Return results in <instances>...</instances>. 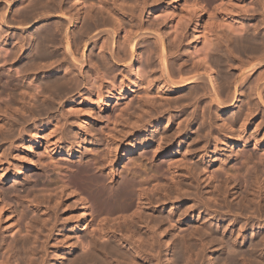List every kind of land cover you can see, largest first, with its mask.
<instances>
[{"label":"bare ground","instance_id":"6f19581e","mask_svg":"<svg viewBox=\"0 0 264 264\" xmlns=\"http://www.w3.org/2000/svg\"><path fill=\"white\" fill-rule=\"evenodd\" d=\"M30 1H32V2H30ZM27 0V2L29 3V4H27V2H26V0H0V25L1 26H3V27H5L6 28V30L9 28V24H11L10 23V21H12L11 20V18L13 17V16H15V14L12 16V14L10 15L9 14V11H10V9H11V7L15 4V3H17V2H20V4L21 5H25V4H27V6H25V8H23V9H21L20 11H18V13H17V15H16V17H18L17 19L18 20H16V23H17V21H18V25H19V27H21L20 25H24V24H29L30 23V19L32 20L33 19V21L35 20V21H48L49 19H51V18H54V19H57V22L59 23V24H57V25H55L56 26V28L54 29V28H51L52 26H50L51 24L49 23V24H47V22L46 23H43L42 22V26L44 25V24H46L44 27H42L41 29H40V27H39V30H38V34H37V37L35 38V41H33L34 39L32 38H30V39H28L29 41H27L28 42V48H32V49H34L35 50V52H34V54L33 53H31V55L29 54L28 56H27V54H26V56L25 55H23L24 56V58L22 59V62H23V66H22V68H21V66L20 65H18L17 67H20L21 68V70H23V73L24 74H27L28 75V73L30 72L29 70L31 69L32 71H33V73H34V71L36 70L37 71V73L38 74H40V75H42V77H44V78H48L47 80H46V83H44V85L45 86H43V88H44V90L43 91H46V94H45V92L43 93V94H45L46 96L48 95L47 93H49V94H52V95H54L55 97H64V96H67V95H69V94H73L74 92H77V93H79V92H81V90H84L86 93H88L89 94V97H88V100H89V103H88V106H87V108H86V111H87V113L86 114H88L87 116H88V119L87 120H90L92 123H94V122H96L97 123V130H98V133L102 136V138H104V140H106V142H107V144H108V146H109V148H110V146H111V149H109L108 151H103L100 147H97V146H91V149L89 150L90 151V153L92 154L91 156H86L84 159L82 158L80 161L79 160H77L78 162H69L66 158H64V157H61L60 155H57L56 153H54V154H52V153H48L47 152V150H45V152L43 153V154H41L45 159H47V161H46V163H47V165L49 166V167H51V169L52 170H50V171H53V173H54V178H55V181L59 184V188H61V191L64 193V192H68L69 193V195L70 196H73V197H75V199L77 198V200H79V202L81 203V205L84 207V209H85V212H84V216H86V215H88V218H89V230H90V232L91 233H93L94 234V232L97 230L98 232V234H99V236H98V238H102L101 240L103 241H101L100 239H99V241H101V243H100V246H99V244H97V242H98V240L94 237V235L93 234H91L90 232H87L88 234L90 233L91 235H93V237L92 238H95L96 240H97V242H95V239H92V241L94 242V243H92L93 245H91V244H89V245H91V246H89V249H90V247H92L93 246V248L91 249L92 251L91 252H89V253H87L86 255L84 254V255H75L74 256V258H71V260H69V262H66V264H98L99 263V260H100V257L102 258L103 257V259L102 260H104L105 258H104V256H106V255H108L109 253H110V251H111V253H112V255H113V253H116L115 255H119V253L117 252L121 247H122V245H124V247L125 246H131L132 247V249L134 248V244H133V241H135V238H129V236L128 235H126V236H123V237H121V245H119L118 243H117V245L118 246H116V244L114 245L111 241H110V239L111 238H114L115 237V233L116 232H119V233H122L123 231H124V229L126 230L125 232H126V234H132V236L134 235V230L135 229H137V227L134 229V228H132V226L133 225H135L136 226V224L139 222V223H142L143 222V219L145 218V217H147V215H145V217L143 216V214L142 213H140L141 211L140 210H142V212L146 209L145 207H147L148 209H153L152 208V204L154 205V201H156L159 197H158V195L157 194H159L158 192H157V190L158 189H160L159 187H161V186H159L160 185V183L158 182H156L155 183V179L154 178H152L151 177V173L149 174V175H147L148 177H151L153 180L152 181H149V179H148V177L146 178V179H143V177H142V175H141V177H142V179H141V177L140 176H138L135 172H126V169L128 168V167H133V166H135V164L137 163V161H135L136 163H133L134 162V160H133V162H128V163H126L125 164V166H123V168L121 169V170H119V171H117L116 173H111L110 171L109 172H106L105 171V169H104V167H105V164L103 163V162H100V161H102L104 158L106 159V160H109L111 163L112 162H115L116 161V159H118L117 158V155H116V152H117V150H118V146L120 145V143L122 142V140L127 136V135H129L130 133H129V130H131V131H133L134 129H136V130H138V128L140 129V128H142L143 127V125H141V122H144V121H141L142 119V117L145 115V113H147L148 111V109H150L151 107H155L157 104H156V100L157 101H159L158 103H160V104H158V106H156L155 108H156V110H155V112H158L159 110V108H157V107H161L162 106V104L164 103V102H168L167 104H169V102H173V101H170V100H172L171 99V96L173 95V96H175L174 98H173V100H174V102L173 103H175L174 105H175V107L174 108H176V107H178L179 109L181 108V106L184 108V110L185 109H187L188 108V110H190L189 108H191L192 106H193V104H199V102H201V104H203L202 103V101L205 103L203 106H206V109H207V116H209V117H206V120L205 121H208V120H210V119H208L207 120V118H211V116H212V112H213V107H216L217 109H219L220 110V112H221V114H225V115H227V114H230L231 112L230 111H235L234 112V114H232V119L230 118V119H227V121H228V123H230L231 125H233L234 124V122L235 121H241V124H240V122L239 123H237V125L238 126H236V129H237V127H240L239 128V130H240V132L239 133H244L248 128H251V126L253 127V126H255V127H253V129H254V131H258V130H260V129H262V128H264V113H260L259 111V107H261V109H264V33L263 34H260V33H258V31H256V28L255 27H253L252 25H250V27H249V29H245L247 26H246V24H244L245 26H243V25H241L239 22V26H241V27H235V23L233 24L232 23V20H231V23L229 22V19H224L223 20V22L225 21V23L222 25V23H218L217 24V27L218 28H220V27H223L224 25V27H225V29L224 30H226V31H229V33H228V36H227V33L225 34V31L224 32H221L222 33V35L224 34V36L226 37L227 36V39H228V41H227V43H228V46L226 45L227 43L226 42H222V41H220V39H219V41L220 42H222L223 44H225L224 45V48H223V45H222V43H220L221 45V47L223 48V49H225V51H226V53H224L223 51H219V53H218V51H216V49L214 50L213 49V47H214V44H212V42L213 43H215L216 42V40H212V39H214V38H210L211 36H209V34H215V33H209V34H207V36H208V39H210V40H212V42L210 41V40H207V36L205 37V35H204V33H205V31H208V32H210L211 31V29L210 30H207L208 28H210L209 26H208V28L207 29H205V30H203V28H202V30H200L198 33V40L201 42L202 41V44H200V46L199 47H197L196 46V48H195V52H193V53H196L197 51H198V49L199 48H201V45L203 46V48H201L202 49V51H201V49H199V51L197 52L198 54H197V58L195 57L194 58V56H192V54H190L189 52L187 53V54H184L183 55V59H180L179 61H177L178 63V65H176V60H175V58L174 57H177L178 56V54H176L177 56H175V55H168V48H170L171 47V49H170V51H169V53L172 51L173 52V48L174 47H177V48H179L180 47V45L182 44V42H183V38H184V36L181 38L179 35H181L182 34V32H184L183 34H185V31L186 30H188L189 29V27H190V22H191V12H195V13H197V16H199V17H202L203 15L205 16H207L208 17V15L209 16H211V17H213L214 15H213V13H211V12H216V13H218V10L217 9H215V8H219V6H220V4H221V2H222V0H207V1H205V2H203V1H199L200 3H196L195 1H198V0H183V2L184 3H188L189 4V6H190V8H189V10L188 11H186V13H185V15H182L183 13H180V17L182 18L181 20H179L180 19V17H179V21L180 22H178L176 25H175V29H173L172 28V26H171V28H169L167 31H163L162 29L164 28V26H165V24H166V17H168V19L169 18H171V19H174V17H176V9H174V8H172V9H170L169 11L168 10H165V9H163V11L165 10L166 12H167V14L165 13V14H163V15H165L164 16V18H162L161 16V12H163V11H161V9H162V6H160V4H159V1H161V0H133V3L132 4H128V3H126V1L127 0H97L95 3L97 4H87L88 2H90L91 0H68V2H72V4L71 3H69L70 5H67V7H62L61 5H59V3H61L62 2V0H45V1H49L51 4H52V6L54 7V10H51V9H53L52 7H51V5H49L50 6V8L51 9H49V8H47L46 6L48 5L47 3H45V4H42V2H45V1H43V0ZM94 1V0H93ZM92 1V2H93ZM230 1V0H229ZM261 1V0H260ZM25 2V3H24ZM132 1L130 0V3H131ZM259 1H257V3H258ZM154 4V6L153 7H151V6H149V4ZM227 3L228 4H230V2H228V1H226V3L224 4V5H226L227 6ZM260 3H262V2H259V4ZM62 4V3H61ZM258 4V6H260ZM20 5V7H23V6H21ZM44 6V8L46 7V9L47 10H45L44 8V10L43 11H41V12H39V13H37V11H36V9L39 7V6H41V7H43ZM58 5V6H57ZM223 5V4H222ZM221 5V6H222ZM223 5V6H224ZM235 3L232 5L233 6V8H235ZM238 6H239V4H237ZM262 5V4H261ZM264 5V4H263ZM15 6V5H14ZM48 6V7H49ZM217 6V7H216ZM220 6V8H221V10H223V11H226L227 9H228V7H227V9L226 8H224V7H221ZM230 6V5H229ZM238 6H236V7H238ZM27 7H29V8H27ZM27 8V9H26ZM40 8V7H39ZM213 8H214V10H217V11H214L213 10ZM223 8V9H222ZM239 8H240V10H241V8H243L242 6H239ZM239 8H238V10H239ZM260 8V7H259ZM263 8V7H262ZM41 9V8H40ZM211 9H212V11H211ZM226 9V10H225ZM229 9H231V6H230V8ZM236 9V8H235ZM234 9V10H235ZM253 9H255V8H253ZM264 9V8H263ZM38 11H39V9H37ZM42 10V9H41ZM51 10V11H50ZM220 10V11H221ZM239 10V11H240ZM243 10V9H242ZM241 10V11H242ZM256 10V9H255ZM259 10H261V8L259 9ZM52 11H53V13H52ZM72 11H74V13H72ZM161 11V12H160ZM180 11H181V9H180ZM222 11V12H223ZM228 11V10H227ZM230 11L231 10H229V12L228 13H230ZM232 11H233V9H232ZM231 11V12H232ZM238 11V12H239ZM240 11V13H242V14H244L245 15V12H244V10H243V12H241ZM246 11V10H245ZM257 11V10H256ZM237 12V11H236ZM247 12V11H246ZM252 12V11H251ZM254 12V11H253ZM259 12V11H258ZM257 12V13H258ZM225 13V12H224ZM223 13V14H224ZM240 13H238L239 15H240ZM255 13V12H254ZM256 13V14H257ZM261 13H264V10H263V12H261ZM208 14V15H207ZM231 14H234V15H236L237 16V14H235V12H232ZM241 14V15H242ZM247 14V13H246ZM249 14H251V13H249ZM225 15H227V13L225 14ZM229 15V14H228ZM227 15V16H228ZM244 15H242V16H244ZM12 16V17H11ZM178 16V15H177ZM182 16H184V17H182ZM264 16V15H263ZM11 17V18H10ZM199 17H198V19H199ZM215 17V16H214ZM233 17H235V16H233ZM238 17V16H237ZM240 17V16H239ZM251 17V16H250ZM210 18V17H209ZM223 18V17H222ZM229 18H230V16H229ZM241 18H244V17H241ZM246 18V17H245ZM247 18H248V16H247ZM14 19H16V18H14ZM163 19V20H162ZM210 19H213V18H210ZM264 19V17H262V20ZM161 20V21H160ZM202 20V19H201ZM243 20V19H242ZM64 21H65V23H64ZM222 21V20H221ZM234 21V20H233ZM235 21H236V19H235ZM238 21H240V20H238ZM15 22V21H14ZM54 23H55V21H53ZM56 22V23H57ZM170 22H171V20H170ZM201 22V21H200ZM219 22V21H218ZM261 22V21H260ZM263 22H264V20H263ZM262 22V23H263ZM33 23H36V22H33ZM169 23V22H168ZM216 23V22H215ZM237 23V22H236ZM17 24H15L16 25V27H17ZM201 23H199V28H200V25ZM219 24H220V27H219ZM12 25V24H11ZM15 25H13V26H15ZM263 25V24H262ZM261 25V27H263ZM35 26V25H34ZM73 26H75V27H77L78 28V31H77V34H76V36L75 37H70V32H69V28L70 27H73ZM236 26H238L237 24H236ZM245 27V28H243V27ZM249 26V25H248ZM253 28H252V27ZM28 27V26H27ZM74 27V30L76 29ZM13 28V27H12ZM15 28V27H14ZM18 28V27H17ZM23 28V27H22ZM21 28V29H22ZM197 28H198V26H197ZM216 28V27H215ZM248 28V27H247ZM250 28H252L251 29V31L252 32H250ZM10 29V28H9ZM213 29V28H212ZM220 29H222V28H220ZM3 30V29H2ZM1 30V31H2ZM23 30H25V29H23ZM4 31V30H3ZM204 31V32H203ZM213 31V30H212ZM211 31V32H212ZM216 31V29L213 31V32H215ZM221 31V30H220ZM9 32V31H8ZM124 32V35L122 36V33ZM187 32V31H186ZM202 32H203V34H202ZM207 32V33H208ZM217 32V31H216ZM3 33V32H2ZM174 33V36L172 37V34ZM179 33H181V34H179ZM220 33V32H219ZM0 34H1V32H0ZM179 34V35H178ZM196 34V33H195ZM229 34H232L231 36H229ZM5 35V34H4ZM3 35V36H4ZM33 35V34H32ZM197 35V34H196ZM196 35H195V37H196ZM216 35H220V34H216ZM216 35H213V37L215 36V39H216ZM31 37V35H28L27 37ZM59 36V37H58ZM71 36H73V34H71ZM186 36V35H185ZM9 37H11V36H9ZM96 37V38H95ZM179 37L181 38V39H179ZM221 37V36H220ZM223 37V36H222ZM24 38V37H23ZM26 38V37H25ZM24 38V39H25ZM93 38H95L94 40H93ZM178 38V39H177ZM217 38H219V36L217 37ZM0 39H1V36H0ZM11 40H12V37L10 38ZM183 39V40H182ZM9 39H6V42L8 41ZM14 40V39H13ZM21 40V39H20ZM19 40V41H20ZM27 40V39H26ZM93 40V41H92ZM197 39H196V41H198ZM4 41V40H3ZM17 41V40H16ZM15 41V42H16ZM24 41V40H23ZM223 41H224V38H223ZM14 42V41H13ZM14 42V43H15ZM2 43V42H1ZM10 43V42H9ZM16 43H19L18 41L16 42ZM22 43V40H21V42L19 43V44H21ZM199 43V42H198ZM91 44H93V48H92V52H91V54H89L90 56H89V59H87V60H89V65H88V61L86 60V51H88V48L90 47V45ZM216 45L215 46H219L217 43H215ZM10 45H13L12 44V42H11V44ZM23 45L25 46V45H27V44H24L23 43ZM14 47H18L17 46V44H14L13 45ZM13 47V48H14ZM22 47V46H21ZM21 47H18V48H15V49H18V53H19V51L22 49ZM27 47V46H26ZM57 47H63L61 50H63L62 51V53H61V56H62V59H61V61L62 62H64V63H67L68 65H67V67H66V69H65V71H63V73H64V75L62 76V73L60 72V71H54V70H52V64H48V62H49V60L50 59H52L55 55H56V53H55V49L57 48ZM226 47V48H225ZM1 48H3L2 47V45H1ZM6 48V47H5ZM4 48V49H5ZM262 48V49H261ZM4 49H0V51H2V50H4ZM7 49V48H6ZM5 49V50H6ZM8 49H11L12 50V47L11 48H9L8 47ZM7 49V50H8ZM219 49V48H218ZM4 50V54H6L7 53V51H5ZM11 50H8L9 52H8V54L9 55H7V56H3V54H2V56H3V58H1L0 57V61H1V59L2 60H9V63H12L13 61H15V60H17V59H19L17 56H18V53H17V50L15 51L14 49V51H12L11 52ZM174 50L176 51V50H178V49H175L174 48ZM93 51H96V53H93ZM189 51V50H188ZM263 53H262V52ZM6 52V53H5ZM15 52L17 53V54H15ZM58 52V51H57ZM60 52V51H59ZM58 52V53H59ZM80 52V53H79ZM180 52V51H179ZM178 52V53H179ZM187 52V51H186ZM223 52V53H222ZM28 53V52H27ZM79 53V54H78ZM25 54V53H24ZM173 54V53H172ZM183 54V53H182ZM234 54L236 55V56H238L239 58H240V60H239V58H238V61H236V62H238V65L237 66H235L234 64V61H233V66L235 67H233V66H231L230 65V63H229V61H228V57L230 56V57H232V58H236V56H234ZM17 55V56H16ZM20 55V54H19ZM79 55V56H78ZM241 55H243V56H245L246 58H247V61H246V59H244V61H241ZM21 56V55H20ZM234 56V57H233ZM5 57H7L6 59H5ZM179 58V57H178ZM232 58H229V59H232ZM236 58V59H237ZM177 59V58H176ZM194 59H196V60H194ZM254 59V62L252 61ZM12 62H11V61ZM205 60H207L206 62H205ZM233 60V59H232ZM249 60V61H248ZM251 60V61H250ZM19 61V60H18ZM59 61V60H58ZM190 63H189V62ZM6 62H8V61H6ZM16 62V61H15ZM20 62V61H19ZM53 62V61H52ZM248 62H251L252 64H249ZM2 63H3V61H2ZM4 63H5V61H4ZM50 63V62H49ZM247 63V64H246ZM1 64V63H0ZM7 64V63H6ZM6 64H4V65H6ZM21 64V63H20ZM56 64V63H55ZM232 64V63H231ZM1 65H3V64H1ZM10 65V64H9ZM17 65V64H16ZM66 65V64H65ZM136 65L138 66V68H136ZM176 65V66H175ZM7 66V65H6ZM13 66V65H12ZM58 66V65H57ZM64 66V65H63ZM89 66H90V68H92V71H93V73H94V75H93V77H92V75H91V73H92V71L90 72V71H87V68H89ZM212 66L213 67H217V70H218V72H217V75H218V73H219V75H218V77H217V79H214V75H213V73H214V71L212 70ZM4 67V66H3ZM32 67H34V70L32 69ZM62 67V66H61ZM232 67V68H231ZM1 68V67H0ZM58 68V67H57ZM76 69V68H78V70H79V73L77 74V76H76V78H74V77H72V74H73V71H72V69ZM201 68L203 69V70H201ZM61 69V68H60ZM2 70V69H1ZM0 70V73L1 72H3V71H1ZM20 69L18 68V72H16V73H19L20 71H19ZM35 71V72H36ZM76 71V70H75ZM71 72H72V74H71ZM77 72V71H76ZM21 73H22V71H21ZM21 73H20V75H21ZM22 73V74H23ZM75 73V72H74ZM10 74V73H9ZM9 74H8V76H9ZM36 74V73H35ZM76 74V73H75ZM74 74V75H75ZM1 75H2V73H1ZM4 75H6L5 73H4ZM18 75V74H17ZM17 75H16V77H17ZM18 76V77H22L23 78V76ZM29 75H31V72H30V74ZM7 76V75H6ZM5 76V77H6ZM11 76V75H10ZM14 76V75H13ZM12 76V77H13ZM2 77V76H1ZM12 77H7L6 79H5V81L4 80H1L0 82H6V83H9V82H7L6 80H11V78ZM20 79L19 78V80H23V79ZM30 78V77H29ZM31 78H32V75H31ZM14 79V78H13ZM8 80V81H9ZM17 80V79H16ZM29 80L30 79H28V82H29ZM11 81H13V80H11ZM10 81V82H11ZM18 81V80H17ZM25 81V80H24ZM14 82L15 81H13V84H14ZM44 82V81H43ZM20 82H18V84H19ZM82 84L81 86H79V84ZM28 83L26 82H24V84H23V86L25 85L27 88H28V86L29 85H27ZM12 85V84H11ZM15 85H16V82H15ZM20 86H22V84H19ZM18 85V86H19ZM2 86V85H1ZM14 86V85H13ZM18 86H16L17 88L16 89H18ZM219 86V87H218ZM229 86H232L233 87V92L232 93H229L228 92V89H229ZM245 86H249V87H247V89H246V87ZM30 87H32V86H30ZM30 87H29V90H30ZM22 88H24L25 89V87H22ZM22 88H20V89H22ZM238 88H241V95L245 98V97H247L248 98V101H247V110H246V112L244 111V110H239V106L237 105V102H238V93L240 92H238ZM245 88V89H244ZM232 89V88H231ZM27 90V89H26ZM28 90V91H29ZM230 90V89H229ZM18 91V90H17ZM22 91H24V90H22ZM21 91V92H22ZM26 92V91H25ZM25 92H24V94H25ZM31 92V91H30ZM154 94H153V93ZM238 92V93H237ZM39 93V92H38ZM41 93V92H40ZM206 93L208 94V95H206ZM13 94V93H12ZM21 94V93H20ZM22 94H23V92H22ZM23 94V95H24ZM36 95H37V93H35ZM231 94V95H230ZM14 95V94H13ZM23 95H20V96H23ZM25 95H27V93L25 94ZM38 95H41V94H38ZM14 97V96H13ZM28 97H29V95H28ZM32 98L34 97V93L32 94V96H31ZM30 97V98H31ZM54 97V98H55ZM133 97H136L137 98V100L139 101V103L141 104V108L139 109V108H137V109H139L137 112H138V115H140V117H137V112H136V109L134 108V107H131V106H135L134 104H132L131 105V100H129L128 98H133ZM221 97H223V98H221ZM242 97V98H243ZM45 99L44 100H41V102L42 101H45V100H48L46 97H44ZM68 98V97H67ZM79 98H81V96L79 97ZM252 98V100L254 99V101L253 102H255L253 105H251L252 104V102H251V104H250V99ZM27 99H29V98H27ZM35 99V98H34ZM42 99V98H41ZM14 100V99H13ZM18 100H20V101H18L17 103V105H19V102H20V105H21V103L23 102V100H24V97H23V99H21V98H19ZM22 100V101H21ZM50 100H51V98H50ZM50 100H48V103L50 102ZM207 101V104H206V101ZM32 101V100H31ZM30 101V102H31ZM37 101V100H36ZM35 101V102H36ZM53 101V100H52ZM137 101V102H138ZM244 101V100H243ZM243 101H241V103L243 102ZM24 102H25V100H24ZM23 102V103H24ZM38 102H39V99H38ZM38 102H37V104H38ZM47 102V101H46ZM46 102L45 103H43V105L44 104H46ZM57 102V101H56ZM83 102H84V100H83ZM82 102V103H83ZM163 102V103H162ZM11 103V102H10ZM47 103V104H48ZM102 103H104V104H102ZM14 104V103H13ZM29 104V103H28ZM34 103H32V105H33ZM46 104V105H47ZM49 104H52V103H49ZM171 105H172V103H170ZM30 105V104H29ZM31 105V106H32ZM42 104H40L39 106H41ZM164 105V104H163ZM171 105H169L170 107H171ZM177 105V106H176ZM9 106V107H8ZM34 106H35V104H34ZM52 106V105H51ZM203 106H201L202 107V110H203ZM246 106H245V108H246ZM3 107H5L6 108V106H3ZM2 107V108H3ZM7 107L9 108H7L8 110H10L11 111V109H10V107H11V104H9L8 103V105H7ZM24 107V106H23ZM22 107V108H23ZM37 107V106H36ZM42 107V110H43V108H44V106H41ZM40 107V108H41ZM46 107V106H45ZM53 107V106H52ZM95 107H97V108H99V109H101L102 111H104V116L103 117H97V118H94V115H95V113H94V109H95ZM133 109H135V111H133L134 112V114L133 113H131V112H129L130 111V109L131 108ZM138 107V106H137ZM163 107V106H162ZM166 107V106H165ZM167 107H168V105H167ZM168 107L169 109H173V107ZM1 108V109H2ZM12 108L13 109H15V108H17L16 106H15V108L12 106ZM193 108V107H192ZM192 108H191V111H192ZM13 109H12V111H13ZM24 110H22V112L24 111L25 112V108H23ZM34 108H33V106H32V110H33ZM46 109V108H45ZM44 109V110H45ZM133 109V110H134ZM144 109V110H143ZM160 109H162V108H160ZM168 109V110H169ZM196 109H197V107H196ZM205 109V108H204ZM205 109V110H206ZM21 110V109H20ZM35 110V109H34ZM34 110H33V114H35L34 113ZM37 110V109H36ZM39 110V109H38ZM38 110L37 111H35V112H38ZM49 110H52V108L50 109V107H49ZM153 110V109H152ZM154 110H153V112H154ZM158 110V111H157ZM199 110V109H198ZM198 110H197V113H198ZM201 110V109H200ZM2 111V110H1ZM0 111V112H1ZM3 111H4V109H3ZM2 111V112H3ZM15 111V110H14ZM17 111H19V110H17ZM31 111V110H30ZM41 111V110H40ZM39 111V112H40ZM46 111H48V110H46ZM79 111V110H78ZM164 111V110H163ZM166 111V110H165ZM164 111V112H165ZM173 111H174V109H173ZM176 111H177V109H176ZM180 111V110H179ZM1 112V113H2ZM5 112V111H4ZM3 112V113H4ZM21 112V111H20ZM21 112V113H22ZM43 112V111H42ZM49 112V111H48ZM48 112H46V113H48ZM129 112V113H128ZM136 112V113H135ZM149 112H150V110H149ZM148 112V113H149ZM152 112V111H151ZM150 112V113H151ZM155 112H154V116L156 115H159L160 116V114H155ZM169 112V111H168ZM170 112H171V110H170ZM181 112H182V109H181ZM187 111H185V113H186ZM195 112V109L192 111V114ZM218 112V111H217ZM230 112V113H229ZM236 112H238L237 114H236ZM242 112H244V113H242ZM262 112H264V111H262ZM15 113H16V111H15ZM31 113H32V111H31ZM80 113H81V110H80ZM140 113V114H139ZM143 113H144V115H143ZM159 113H161L162 114V112H159ZM166 113V112H165ZM182 113H184V112H182ZM196 113V112H195ZM194 113V114H195ZM196 113V114H197ZM203 113H205V111L203 110ZM259 113L261 114V116L263 115V117H262V119H261V121H259L258 120V117H260L259 116ZM6 114V113H5ZM12 114V113H11ZM17 115H18V113H16ZM45 114V113H44ZM69 113H67V115H68ZM71 114V113H70ZM69 114V115H70ZM141 114H142V117H141ZM181 114V113H180ZM187 115L186 116H188V115H190L189 113H186ZM215 114V113H214ZM8 115V114H7ZM39 115H41V114H39ZM65 115V114H64ZM131 115H134V116H136L137 118H135L136 120L134 121V119L132 118V120L134 121V124L133 123H130V121H132V120H130L129 121V119L132 117ZM147 116H148V114H146ZM163 115V114H162ZM161 115V116H162ZM205 115V116H206ZM9 116V115H8ZM20 116V117H19ZM18 117L19 118H21L22 116L21 115H19ZM126 116V118H127V116H128V119H125L124 117ZM179 116V115H178ZM183 116V115H182ZM181 116V117H182ZM195 116H197V115H195ZM194 116V117H195ZM215 116V115H214ZM220 116V115H219ZM5 117V116H4ZM3 117V118H4ZM11 117V116H10ZM13 117H15V116H13ZM62 117V116H61ZM64 117V116H63ZM67 116H65V118H66ZM77 117V116H76ZM184 117H185V115H184ZM217 117V116H216ZM6 118V117H5ZM155 118H157V117H155ZM163 118V117H162ZM176 118H178V117H176ZM191 118V117H190ZM205 118V117H204ZM227 118V117H226ZM229 118V117H228ZM2 119V118H1ZM7 119H8V117H7ZM7 119H5L4 121L5 122H7L8 120ZM23 119V118H22ZM22 119H20V120H22ZM139 119V121H140V125H138V123H136V122H139V121H137ZM141 119V120H140ZM145 119V118H144ZM148 119H150V118H148ZM170 119V118H169ZM181 119H183V121L182 120H180V121H177L176 119V124H174V125H176V131L175 132H171V128H168V129H165L164 131H163V134L164 135H160L159 133H161L160 131H162V128H161V130L160 131H158L159 133V135L161 136V137H164V140L166 139V138H169L170 140H171V136L172 135H175V137L176 136H178V135H180V136H184V137H187L186 138V140L185 141H182V144H183V146L186 144H188V147L185 145V147H187V151L185 150L184 152H186V154L190 157V158H192V157H194V155H195V151H200V147L199 146H201V145H197L196 146V143H195V140H197L196 138H194L195 137V135L193 136V135H191V136H189L188 134H187V132H189V130H188V125L186 124V122L189 120V117H188V120H186V117L185 118H181ZM186 121H185V120ZM192 119V118H191ZM190 119V120H191ZM196 119H198V118H196ZM195 119V120H196ZM213 119H214V117H213ZM212 119V120H213ZM7 120V121H6ZM65 120H67V119H64V122H65ZM78 120V119H77ZM87 120H85V121H83V123H82V125L80 126V127H83V125L85 126V125H87L88 123V121ZM155 120H157V119H155ZM189 120V121H190ZM201 121L200 122H198L199 120H197V124H199L200 123V125H201V122H202V118L200 119ZM224 120L226 121V119H224L223 118V121L222 122H220L219 124L220 125H225L226 123L224 122ZM229 120L231 121V122H229ZM233 120V121H232ZM23 121V120H22ZM132 121V122H133ZM149 122H150V120H148ZM173 121V120H172ZM193 121V120H192ZM191 121V122H192ZM221 121V120H220ZM257 121H259V122H257ZM2 122V121H1ZM0 122V123H1ZM9 122V124L11 123L10 121H8ZM146 122V121H145ZM163 122V121H162ZM179 122V123H178ZM190 122V123H191ZM193 122H195V121H193ZM209 122V121H208ZM207 122V123H208ZM213 122V121H212ZM211 122V123H212ZM3 123V122H2ZM129 123H130V125H129ZM151 123V122H150ZM173 123V122H172ZM171 123V124H172ZM175 123V122H174ZM214 123H216L217 125H218V122H214ZM225 123V124H224ZM227 123V124H228ZM4 124V123H3ZM189 124V123H188ZM209 124H210V122L208 123V125L207 126H209ZM239 124H240V126H239ZM2 125V124H1ZM0 125V126H1ZM8 125V124H7ZM145 125V124H144ZM147 125V124H146ZM150 125V124H149ZM164 125H165V123H164ZM170 125V124H169ZM190 125V124H189ZM196 125V124H195ZM5 126V125H4ZM3 126V127H4ZM140 126V127H139ZM153 126H154V124H153ZM160 126V125H159ZM226 126H228V125H225V127ZM230 126V125H229ZM2 127V126H1ZM8 127H9V125H8ZM119 127V129L120 130H118L117 128ZM156 127V126H155ZM219 127V126H218ZM225 127H222V128H225ZM234 127V126H233ZM7 128V127H6ZM144 128V127H143ZM199 128V127H198ZM203 128V127H202ZM216 128V127H215ZM221 128V127H220ZM229 129H230V127H228ZM4 129H5V127H4ZM145 129V128H144ZM154 129V128H153ZM190 129V128H189ZM199 129H201V127L199 128ZM209 127H208V134L210 135L211 133L209 132ZM213 129V128H212ZM211 129V130H212ZM225 129H227V128H225ZM224 129V130H225ZM232 129V128H231ZM231 129H230V131H231ZM235 129V128H234ZM234 129H232V130H234ZM2 130H3V128H2ZM1 130V131H2ZM92 130V128L91 127H87V128H85V131L86 132H88V131H91ZM118 130V131H117ZM222 130L223 132H230L228 129L227 130ZM264 130V129H263ZM140 131V130H139ZM156 131V130H155ZM198 131V130H197ZM204 131H206V129L204 130ZM213 131V130H212ZM219 131V130H218ZM221 131V130H220ZM219 131V134L220 133H222V132H220ZM251 131H252V129H251ZM53 132V131H52ZM143 132V131H142ZM154 132V131H153ZM192 132V131H191ZM232 132H234V131H232ZM236 132V131H235ZM248 132V131H247ZM255 132V133H256ZM50 133H51V131H50ZM194 133V132H193ZM200 133V132H199ZM237 133H238V131H237ZM54 134L55 133H53V134H51V135H53L54 136ZM132 134V133H131ZM158 134H156V132H154L153 134H152V136L151 137H149V138H147L146 139V146L148 147V150L147 151H145V154L143 155L144 156V158H145V160L147 161H150L151 163H153V168H152V170H151V168L149 169L151 172L152 171H154V172H152V174L154 173V175H155V173H156V175L157 176H160L161 178H164V177H167L168 178V180L169 181H171V182H174V181H172V180H174L175 178H179L180 179V177L182 176V177H185L188 173H192L190 170H194V168H191V166H190V168L189 167H183L184 165L186 166V163H188L187 162V160L186 159H188V157L186 158V154L185 155H182V160L184 159V161H186V162H184V164L183 163H181V165H182V168L184 169V170H188V169H190V170H188L189 172H187V174L186 175H181V174H185V172H183V173H180V175H176V173H174L173 172V170L176 168V170H177V167L176 166H180V165H176L177 163H179L180 164V162H182V160L180 159V156H178V155H173L172 156V158L170 159L169 157V159H160V160H158V156H159V154L162 152V151H165L166 153H164V155H163V157H165V156H167L168 154H172V150L174 149H172V147L170 146V145H168V143H167V140L166 141H161V143L158 141L159 139H161L160 138V136L158 135ZM195 134V133H194ZM202 134H203V132H202ZM214 134V133H213ZM224 134H226V133H224ZM241 134V135H242ZM258 134V133H257ZM261 136H262V138H263V135L262 134H264V132L262 131V134L261 133H259ZM45 135V134H44ZM43 135V136H44ZM46 135H48V134H46ZM45 135V136H46ZM56 135V134H55ZM88 135V134H87ZM156 135H158L156 138H158V142L160 143H158V142H156V139H155V142H153L154 140H153V138L156 136ZM171 135V136H170ZM197 135V134H196ZM208 135V136H209ZM212 135V134H211ZM215 135V134H214ZM213 135V136H214ZM218 135V134H217ZM236 135V134H235ZM256 135V134H255ZM200 136H202V135H200ZM222 136V135H221ZM220 136V137H221ZM225 136V135H224ZM227 136V135H226ZM225 136V137H226ZM237 137L238 136H240V135H236ZM245 136V135H244ZM253 136H254V133H253ZM48 137H51L50 135L48 136ZM48 137L46 136V138L48 139ZM173 137V136H172ZM197 138H198V140H199V137L198 136H196ZM210 137H212V136H210ZM215 138H217L216 136H214ZM246 137V136H245ZM252 137V135H250L249 136V138H251ZM37 138H41V137H39V135H37ZM133 138V137H132ZM215 138H212L211 140H210V142L212 141V140H214ZM219 138V137H218ZM217 138V139H218ZM233 138V133H229L228 134V136H227V138H226V140H231ZM173 139V138H172ZM223 139V138H222ZM240 139V138H239ZM242 139V138H241ZM244 140V143H242V146L241 147H243V149H239V151H238V147L236 148L237 149V151L235 152V153H233L234 154V157H232L231 159H228L227 161L229 162V165H228V167H227V169L228 170H231L230 172H232L233 174H234V171H236V173H237V171H238V173L240 172L239 170H240V168L243 166V168L244 167H247V163L246 162H248L247 160H250V158H251V156H253V160H252V162L254 161V159H255V156H254V154L255 155H257L256 157L257 158H259V161L260 160H262L261 158H263V160L262 161H264V157H263V155H264V150L263 149H261L260 148V146L258 147V144H257V139H256V137L254 138H251V139H248V136H247V138H243ZM256 139V140H255ZM260 139H261V137H260ZM55 140H56V138H55ZM55 140L53 141V142H55ZM181 140H183V139H180V141ZM198 140L196 141V142H198ZM216 140V139H215ZM259 140V139H258ZM37 141V140H36ZM58 141V140H57ZM222 141V140H221ZM233 142H234V144H239L240 142H239V140L238 139H234V140H232ZM241 141V140H240ZM29 142V141H28ZM59 142V141H58ZM171 142V141H170ZM204 142V141H203ZM259 142V141H258ZM30 143V142H29ZM52 143V142H51ZM144 143V142H143ZM155 143H158V144H156V146H155ZM218 144V142L216 141V142H214L213 144ZM222 144H223V142H221ZM231 143V142H230ZM264 143V142H263ZM37 143L36 142H32V145H36ZM107 144H106V146H107ZM206 144H207V142H206ZM220 144V143H219ZM221 144V145H222ZM225 144V143H224ZM262 144V143H261ZM53 145V144H52ZM90 145V144H89ZM178 145V144H177ZM227 145V144H226ZM54 146V145H53ZM196 146V147H195ZM208 146V145H207ZM215 146V145H214ZM264 146V145H263ZM56 147V146H55ZM60 147V146H59ZM205 147V146H204ZM203 147V145H202V147L201 148H203L204 150H205V148ZM26 148V147H25ZM90 148V147H89ZM108 148V147H107ZM106 148V149H107ZM120 148V147H119ZM195 148H196V150H195ZM197 148H198V150H197ZM207 148V147H206ZM50 149H51V147H50ZM177 149V148H176ZM202 149V150H203ZM215 149V148H214ZM25 150H29L28 148L27 149H25ZM183 150V149H182ZM211 150V149H210ZM48 151H49V149H48ZM53 151V150H52ZM70 151V150H69ZM209 151V150H208ZM49 152H51V151H49ZM68 152V151H67ZM171 152V153H170ZM42 153V152H41ZM59 153V152H58ZM144 153V152H143ZM178 153H180V152H178ZM4 154V153H3ZM7 154L8 153H5L4 155H6L7 156ZM174 154H175V152H174ZM181 154H182V152H181ZM200 154V153H199ZM9 155V154H8ZM40 155V156H41ZM198 155V154H197ZM224 155V154H223ZM1 157H2V154L0 155ZM41 156V157H42ZM85 156V155H84ZM141 156V155H140ZM143 156H142V158H143ZM199 156V155H198ZM206 156V155H205ZM204 156V157H205ZM260 156H262L261 158H260ZM8 157V156H7ZM41 157H39V158H41ZM42 157V158H43ZM162 157V158H163ZM141 158V157H140ZM186 158V159H185ZM197 158V157H196ZM2 159V161L3 160H5V156H4V159H3V157L1 158ZM1 159H0V164L2 163L1 162ZM32 159V158H31ZM77 159V158H76ZM209 159V158H208ZM219 159H220V157H219ZM222 159V158H221ZM226 159V158H225ZM252 159V158H251ZM29 160V159H28ZM37 160V164H38V166H37V168L39 167V165L40 164H42V163H44V164H42V166L43 165H46L45 164V162H43L42 160H38V158L36 159ZM35 160V161H36ZM190 160V159H189ZM196 160V159H195ZM223 160V159H222ZM255 160H257V159H255ZM9 162H10V160H8ZM30 162H31V166L34 168L35 166H33V164H34V160H29ZM32 161H33V163H32ZM147 161V162H148ZM157 161V162H156ZM176 163L175 164V168H173L172 169V167H171V164L172 163H174V162ZM193 161V160H192ZM221 161V160H220ZM258 161V160H257ZM7 162V161H6ZM9 162L7 163V164H9ZM20 162V161H19ZM29 162V163H30ZM142 162H143V160H142ZM172 162V163H171ZM250 162H251V160H250ZM145 163V162H144ZM224 163V162H223ZM249 163V162H248ZM261 164H262V162H260ZM36 164V165H37ZM138 164V163H137ZM140 164V163H139ZM148 164H149V162H148ZM5 165V164H4ZM46 165V167H48ZM142 164H140V165H136V167L137 166H139L140 168L141 167H143V166H141ZM151 165V164H150ZM189 165V164H188ZM218 165V164H217ZM223 165V164H222ZM221 165V166H222ZM253 165V164H252ZM251 165V168H253V166ZM6 166V165H5ZM14 166H18V165H16V163H15V165H13V168H14ZM20 166V165H19ZM172 166L174 167V164H172ZM249 166V165H248ZM256 166V165H255ZM1 167V166H0ZM4 167V166H3ZM40 167H41V165H40ZM48 167V168H49ZM111 167V166H110ZM194 167H195V165H194ZM219 167V166H218ZM250 167V166H249ZM5 168H7L8 169V165L5 167ZM5 168H3V170L5 169ZM13 168H11V169H13ZM21 168V167H20ZM134 168V167H133ZM181 168V166L179 167V169H182ZM188 168V169H187ZM242 168V169H243ZM254 168H256V167H254ZM7 169H5V170H7ZM111 169V168H110ZM109 169V170H110ZM146 169V168H145ZM144 169V170H145ZM197 169V168H196ZM216 169H217V167H216ZM221 169H223L222 167H221ZM221 169H217L218 171H220ZM225 169V168H224ZM227 169H225V170H227ZM246 170H247V168H245ZM2 170V169H1ZM4 170V171H5ZM14 170L16 171L17 170V172L19 173V171L20 170H18V169H15L14 168ZM29 171L31 170V168H29L28 169ZM27 170V171H28ZM148 169H146L145 171L146 172H148L149 171ZM233 170V171H232ZM251 170V169H250ZM8 171V170H7ZM11 171V170H10ZM13 171V170H12ZM11 171V172H12ZM149 171V172H150ZM179 171H181V170H179ZM196 171V170H195ZM224 171V170H223ZM175 172H177V171H175ZM182 172V171H181ZM198 172V171H197ZM222 172V171H221ZM229 172V171H228ZM228 172L226 171V173L228 174ZM229 172V173H230ZM246 172V171H245ZM13 173V172H12ZM25 173V171H21V173H19V176H21V174H24ZM220 173V172H219ZM218 173V174H219ZM223 173V172H222ZM222 173H220L221 175H222ZM235 173V174H236ZM238 173H237V175H238ZM250 173H252V172H250ZM3 174V173H2ZM14 174H16V173H14ZM50 174H52V173H50ZM148 174V173H147ZM158 174H160V175H158ZM178 174V173H177ZM232 174V175H233ZM246 174V173H245ZM4 175V174H3ZM3 175H1V176H3ZM13 175V174H12ZM25 175V174H24ZM23 175V177H25ZM191 175H192V177H193V175H195V177H196V174H195V172H194V174H190V177H191ZM229 175V174H228ZM247 175H248V173H247ZM250 175H252V174H250ZM0 176V177H1ZM18 176V175H17ZM163 176V177H162ZM180 176V177H179ZM219 176L220 175H218V176H216V178L218 177L219 178ZM230 176H231V174H230ZM4 177V176H3ZM155 177V176H154ZM160 177H158V179L160 178ZM182 177H181V179H182ZM188 177H189V174H188ZM236 176H234V178H235ZM238 177H240L239 175H238ZM215 178V179H216ZM228 178V177H227ZM254 178V177H253ZM2 179H4V178H2ZM17 179V178H16ZM49 179H51V178H49ZM48 179V180H49ZM148 179V180H147ZM158 179H157V181H158ZM166 179V178H165ZM187 179V181H186V183H188L189 181H190V179L188 180V178H186ZM193 179H194V177H193ZM210 179V178H209ZM220 179H222V177L220 178ZM240 179V178H239ZM252 179V178H251ZM47 180V181H48ZM52 180H53V178L51 179V180H49L51 183H55L56 184V182L55 181H53L52 182ZM160 180V179H159ZM164 180V179H163ZM228 180V179H227ZM258 180V179H257ZM46 181V182H47ZM179 181H181V180H179ZM185 181V180H184ZM191 181H193L192 179H191ZM197 181V180H196ZM195 181V179H194V183H196V184H198L197 182ZM212 181V180H211ZM216 181H217V179H216ZM225 182H228V181H226V180H224ZM241 181V180H240ZM251 181V180H250ZM254 181H255V179H254ZM41 182V181H40ZM164 182V181H163ZM165 182H167V179L165 180ZM164 182V183H165ZM182 182V181H181ZM218 182H219V180H218ZM218 182H217V184L215 185V186H213V188L212 189H214V187L216 188V189H214L215 190V192H216V190H218L219 189V191H217L219 194H220V188L222 189L223 187V189H225V185L224 184H221L223 187H221V185L220 184H218ZM229 182H231V180L229 181ZM245 182V181H244ZM248 182V181H247ZM257 182V181H256ZM21 183V182H20ZM42 183V182H41ZM44 183H45V181H44ZM169 183V182H168ZM167 183V184H168ZM177 183V182H176ZM183 183V182H182ZM181 183V184H182ZM193 182H192V184H194ZM219 183H221V181L219 182ZM222 183H223V181H222ZM234 184H235V182H233ZM241 183V182H240ZM240 183H239V185H240ZM172 184V186H174V184L173 183H171ZM180 184V185H181ZM191 184V185H192ZM196 184H195V186H196ZM209 184V183H208ZM213 184V183H212ZM229 184V183H228ZM231 184H232V182H231ZM250 184V183H249ZM168 185H170V184H168ZM167 185V187H170V186H168ZM186 185V184H185ZM188 185H189V187L191 186L190 185V183H188ZM217 185H220V188H217V187H219V186H217ZM246 185V184H245ZM263 185V184H262ZM52 186V185H51ZM57 186V185H56ZM155 186H157V190H154V191H156V195L157 196H155L157 199L156 200H153L152 198L153 197H150V196H153V195H150L151 194V192H152V190H153V188L155 187ZM165 186V188L167 189V187H166V184L165 185H163V187ZM195 186H194V189H195ZM197 186H199V185H197ZM207 186V185H206ZM210 186V185H209ZM227 186V185H226ZM242 186V185H241ZM244 186V185H243ZM242 186V187H243ZM247 186V185H246ZM245 186V187H246ZM254 186V185H253ZM257 186L258 185H256V186H254V187H256L257 188ZM183 187V186H182ZM181 187V188H182ZM185 187V186H184ZM201 187V186H200ZM208 187V186H207ZM233 187V186H232ZM248 187V186H247ZM251 187V186H250ZM254 187H251V188H254ZM259 188H260V186H258ZM263 187V186H262ZM261 187V188H262ZM44 188H45V186H44ZM54 188V187H53ZM53 188H51V190L53 189ZM164 188V189H165ZM170 188H174V187H170ZM169 188V189H170ZM175 188H176V186H175ZM197 188H199V187H197ZM196 188V189H197ZM231 188V187H230ZM236 188V187H235ZM238 188V187H237ZM261 188H260V190H261ZM48 190L50 189V185H49V187L47 188ZM47 189H45L46 191H47ZM58 189V188H57ZM165 189V190H166ZM169 189H167V190H169ZM177 189H179L180 191H175V193H177L178 192V194H179V192L181 193V190L182 189H180L179 188V186H178V188ZM188 189V188H187ZM187 189H185L184 190V188H183V190L184 191H186ZM192 189H193V187L191 188V193H195L196 191H194V192H192ZM193 189V190H194ZM195 189V190H196ZM211 189V190H212ZM223 189L221 190V194L223 193ZM227 189H229V187L227 188L226 187V189L225 190H227ZM249 189V191H251L250 190V188H248ZM255 189V188H254ZM263 189V188H262ZM54 190H56V189H54ZM161 190V189H160ZM166 190V191H167ZM199 190V189H198ZM207 190V189H206ZM255 190H257V189H255ZM264 190V189H263ZM53 191V190H52ZM170 191H173V190H171L170 189ZM187 191H190V189H188ZM186 191V192H187ZM209 191V189L207 190V192ZM230 191V190H229ZM235 191V190H234ZM248 191V192H249ZM8 192V191H7ZM11 192V191H10ZM200 192H201V190H200ZM199 192V193H200ZM206 192V193H207ZM211 192V191H210ZM216 192V193H217ZM228 192V191H227ZM231 192V191H230ZM242 192V191H241ZM257 192H259V191H257ZM256 191H255V193H257ZM2 193V192H1ZM47 193H48V191H47ZM63 193H62V195H63ZM65 193V194H66ZM68 193H67V196H69L68 195ZM96 194V195H98V197H99V199H100V201H101V204H100V206L99 207H97V205H95V202L93 201V198H92V194ZM132 193L133 194H135V195H137V197H142V198H144V203L142 202V200H141V203L144 205L143 207L141 206V203H140V201L139 200H135L136 201V204L134 205V208H135V211H133L130 215H128V213L129 212H131V211H129V209H125L122 205H121V203H119V205H121V207H123V208H119V209H115L114 208V206L116 205V203L119 201V200H122V202L124 201L123 199H125V201H126V199H128V200H130L131 199V196H132ZM150 193V194H149ZM163 193H164V191H163ZM172 193V192H171ZM197 194H198V192H196ZM196 193L195 194H192V196H194V195H196ZM203 193V192H202ZM212 193H214L213 192V190H212ZM233 193V192H232ZM235 193V192H234ZM243 193V192H242ZM245 193H247V192H244V194ZM250 193V194H249ZM249 193H247V194H249V198H250V196H251V200L250 201H253V200H255V199H257L256 197H258L259 195H255V193H254V195L256 196L255 197V199H253L254 198V196H252L253 195V191H251V192H249ZM260 193V192H259ZM264 193V192H263ZM10 194V193H9ZM9 194H7V195H9ZM165 194L167 195V193L165 192ZM177 194V195H178ZM184 194V193H183ZM223 194H227L226 192L225 193H223ZM230 194V193H229ZM239 194H241V193H239ZM244 194H243V196H244ZM252 194V195H251ZM261 194V193H260ZM56 195H57V193L55 194V197H56ZM58 195H61L60 193L58 194ZM165 195V196H166ZM173 195V194H172ZM175 196L174 198L173 197H171L170 196V198L169 199H167L168 197L167 196H169V195H167L165 198L167 199V200H170V201H173V200H171L172 198L173 199H175V198H180L179 196H180V194L178 195V196ZM182 195V194H181ZM200 195H201V193H200ZM209 195V194H208ZM216 195H218V194H216ZM4 196H5V194H4ZM94 196V195H93ZM159 196H161V195H159ZM184 196H186V195H184ZM187 196H188V194H187ZM197 196V195H196ZM203 196V195H202ZM211 198H216L214 195L212 196V195H209ZM220 196V195H219ZM218 196V197H219ZM224 196H226V195H223V197H222V195H221V198L219 199L218 198V200H221V199H224ZM232 196V195H231ZM236 196V195H235ZM240 196V195H239ZM238 196V199H240V197ZM245 196H246V194H245ZM246 196V197H247ZM49 197H50V195H49ZM49 197L47 198V199H49ZM163 197H164V195H163ZM209 197V198H210ZM227 197V196H226ZM225 197V199H227L228 200V198H226ZM233 197V196H232ZM253 197V198H252ZM262 197V196H261ZM44 198V197H43ZM46 198V197H45ZM56 198H58V197H56ZM182 198H184L183 196H182ZM189 198V197H188ZM193 198H195V197H193ZM192 198V199H193ZM197 199V201H199L198 200V197H196ZM201 198V196L199 197V199ZM208 198V200H210ZM242 198V200H239V201H242V203L240 202H238L236 205L238 206V204H241V206H243L242 204H244L243 203V199L245 198H243V197H241ZM39 199H40V197H39ZM51 199V198H50ZM155 199V198H154ZM191 199V200H192ZM224 199V200H225ZM246 199H248V198H245V200ZM259 199V198H258ZM52 200V199H51ZM51 200H50V202H51ZM58 200V199H57ZM56 199L54 200V201H57ZM127 200V201H128ZM167 200H165V201H167ZM190 200V199H189ZM194 200V199H193ZM202 200H203V197H202V199L200 200V202H202ZM207 200V201H208ZM215 200H217V199H215ZM217 200V201H218ZM249 200V199H248ZM247 200V201H248ZM33 201H35V200H33ZM40 201H41V199H40ZM39 200H37V201H35V202H40ZM42 201H46L45 199L44 200H42ZM59 201H61L60 200V198H59ZM158 201H160L159 199L157 200V203L155 204L156 206H157V204H158ZM174 201H176V200H174ZM178 201V200H177ZM216 201V202H217ZM261 201H263V198H261ZM35 202L33 203V205L35 204ZM49 202V203H50ZM120 202V201H119ZM131 202V201H130ZM129 201H128V203H130ZM187 202H189V201H187ZM194 202V201H193ZM212 202L214 203L215 201H214V199H212ZM219 203H220V201H218ZM221 202H222V200H221ZM227 202V201H226ZM226 202H223V203H225L226 204ZM229 202V201H228ZM254 202V201H253ZM255 202H258V201H256L255 200ZM254 202V203H255ZM45 203V202H44ZM58 203V202H57ZM114 203H115V205H114ZM132 203V202H131ZM130 203V204H131ZM134 203V202H133ZM132 203V204H133ZM186 203V202H185ZM191 203H192V201H191ZM196 203V202H195ZM203 204H206V203H204V202H202ZM210 203V202H209ZM253 204L252 202H246V204ZM261 203V202H260ZM37 204V203H36ZM41 204H43V203H41ZM52 204V203H51ZM54 204V203H53ZM59 204V203H58ZM198 204V203H197ZM208 204V203H207ZM215 204V203H214ZM221 204V203H220ZM228 204V203H227ZM246 204H244V209L246 208L245 206H246ZM256 204V203H255ZM254 204V205H255ZM264 204V203H263ZM3 205V204H2ZM80 205V206H81ZM154 205V206H155ZM160 205V204H159ZM172 205V204H171ZM174 205V204H173ZM186 205V206H185ZM184 206L186 207V209H191V207H193L194 205H193V203H192V206L191 205H188V207H187V204H185ZM201 205V204H200ZM230 205H232V204H230ZM236 205H234L235 207H236ZM254 205H253V208H254ZM35 206V205H34ZM37 206H39V204L37 205ZM43 206V205H42ZM48 206V205H47ZM56 206H58L56 203L53 205V207L55 208ZM112 206H113V208H112ZM151 206V208H149ZM155 206V207H156ZM178 206V205H177ZM195 206H197V205H195ZM195 206L193 207V209H195ZM219 206H221V205H219ZM224 206V205H223ZM222 206V207H223ZM226 206H228V205H226ZM233 206V205H232ZM234 206L233 207H231V209H233L234 208ZM252 206V205H251ZM255 206H258V204L257 205H255ZM263 206V205H262ZM6 207V206H5ZM4 207V208H5ZM31 207V206H30ZM41 207V206H40ZM40 207H38V208H40ZM45 205H44V209H45ZM48 207H50V206H48ZM47 207V208H48ZM163 207V206H162ZM170 207V206H169ZM185 207H183L182 206V208L179 210V211H184V209H185ZM198 207H199V204H198ZM203 207H207V206H203ZM209 207V206H208ZM212 207V206H211ZM239 207V206H238ZM238 207H236V208H238ZM242 207V208H243ZM260 207V206H259ZM47 208H46V210H47ZM50 208H52V206L50 207ZM229 207H227V209H228ZM235 208V209H236ZM252 208V209H253ZM260 208H262V207H260ZM42 209H43V207H42ZM49 209V208H48ZM185 209V210H186ZM198 209H200V208H198ZM198 209H197V211H198ZM203 209V208H202ZM205 209H207V208H205ZM211 209V208H210ZM213 209V208H212ZM225 209V208H224ZM240 209H241V207H240ZM243 209V210H244ZM254 209H256V207L254 208ZM253 209V210H254ZM263 209H264V207H263ZM40 210H41V208H40ZM46 210H45V212H46ZM56 210H57V208H56ZM136 210H139V212H136ZM188 210V211H189ZM204 210V209H203ZM209 209H207L206 211H208ZM219 210H220V208H219ZM238 210H239V208H238ZM238 210H234V211H236V212H238ZM258 210H260V209H258ZM257 209L255 210V212L256 211H258ZM43 211V210H42ZM41 211V212H42ZM192 211V210H191ZM196 211V210H195ZM201 211V210H200ZM214 211V210H213ZM221 211H223L222 209H221ZM229 211H230V208H229ZM234 211H232L231 210V212H229V213H227V214H230V213H232V212H234ZM240 211V210H239ZM37 212H39L40 213V211H37ZM50 212V211H49ZM52 212V211H51ZM83 212V211H82ZM199 212V211H198ZM198 212H197V214H198ZM203 212V211H202ZM205 212V211H204ZM203 212V213H204ZM236 212H234L235 214H236ZM244 212V211H243ZM259 212V211H258ZM11 213V212H10ZM39 213H36L37 215L39 214ZM87 213V214H86ZM145 214H146V212H144ZM178 213V212H177ZM180 213V212H179ZM196 213V212H195ZM210 213V212H209ZM209 213H207V214H209ZM212 213V212H211ZM210 213V214H211ZM219 213V216L220 215H222V214H220V211L219 212H217V214ZM240 213V212H239ZM245 213H247V212H245ZM244 213V214H245ZM43 214H45V213H43ZM47 214V213H46ZM78 214V213H77ZM149 214V213H148ZM156 214V213H155ZM171 214V213H170ZM184 214H187L186 213V211L183 213V215ZM190 214V213H189ZM217 214H216V216H217ZM226 214V213H225ZM224 214V215H225ZM238 214V213H237ZM256 214V213H255ZM258 214V213H257ZM264 214V213H263ZM10 215V214H9ZM42 215V214H41ZM172 215V214H171ZM170 215V216H171ZM173 215H174V213H173ZM201 215V214H200ZM205 215H206V212H205ZM215 215V214H214ZM252 215V214H251ZM48 215H43V218H44V220L43 219H39L40 221V224L42 223V224H44L45 225V221H46V219L48 220V217H47ZM84 216H81V217H84ZM155 215H152V217H154ZM159 216V215H158ZM178 216V215H177ZM182 216V215H181ZM185 216V215H184ZM183 216V217H184ZM202 216V215H201ZM209 216V215H208ZM207 216V217H208ZM213 216V215H212ZM234 216V218H235V215H233ZM238 216V215H237ZM243 215H241V217H242ZM245 216H247V214L245 215ZM253 216H255V215H253ZM261 216V215H260ZM28 217V216H27ZM36 217V216H35ZM38 217V216H37ZM36 217V219H38ZM42 217V216H41ZM53 217V216H52ZM148 217H151V211H150V216H148ZM176 217V216H175ZM179 218H180V215L178 216ZM189 217V216H188ZM193 217V216H192ZM222 217H224V216H222ZM239 217H240V214H239ZM157 218V217H156ZM159 218V217H158ZM160 218H161V216H160ZM159 218V219H160ZM177 218V217H176ZM195 218V217H194ZM246 218V217H245ZM251 218V217H250ZM54 219H56V218H54ZM71 219V218H70ZM121 219V220H120ZM124 220V222H122L123 220ZM155 219V218H154ZM159 219H156L157 220V223H156V221L154 222V223H156V224H158V220ZM197 219V218H196ZM202 219V218H201ZM220 219H223L224 220V218H221L220 217ZM232 219V218H231ZM12 220V219H11ZM35 220V219H34ZM34 220H32V221H34ZM41 220H43V222H41ZM74 220V219H73ZM117 220V221H116ZM121 221L122 223H120V222H118V221ZM176 220V219H175ZM187 220V219H186ZM199 220V219H198ZM204 220H206V219H204ZM258 220V219H257ZM38 221V220H37ZM69 221V220H68ZM71 221V220H70ZM85 221V220H84ZM117 222V223H114V222ZM162 221V223H164V220L163 219H161V220H159V223ZM195 221V220H194ZM233 221H235L236 222V219L235 220H233ZM13 222V221H12ZM16 222V221H15ZM35 222H36V220H35ZM48 222V221H47ZM46 222V223H47ZM50 222V221H49ZM53 222V221H52ZM55 222V221H54ZM58 221H56V223H57ZM109 223V226H108V228L106 227V224H108ZM112 222V225L110 224ZM168 222V221H167ZM196 222V221H195ZM222 222V221H221ZM56 223H54V224H56ZM105 223V224H104ZM143 223H146V222H143ZM200 223V222H199ZM224 223V222H223ZM225 223H227V222H225ZM229 223V222H228ZM244 223V222H243ZM13 224V223H12ZM11 224V225H12ZM27 224H29V222L27 223ZM37 224V223H36ZM155 224V225H156ZM208 224H210L211 225V222L210 223H207V225ZM233 224H235L234 222H233ZM14 225V224H13ZM12 225V227H14V226H16V225H14L13 226ZM38 225V224H37ZM44 225H42V227L44 226ZM46 225H48V224H46ZM52 225V224H51ZM86 225H87V222H86ZM111 225V226H110ZM150 225V224H149ZM159 225V224H158ZM158 225H156V226H158ZM161 225V224H160ZM164 225V224H163ZM169 224H167V226H168ZM197 225V224H196ZM196 225H194V226H196ZM226 225V227H227V224H225ZM230 225V224H229ZM232 225V224H231ZM239 225V224H238ZM244 225H246L245 223H244ZM53 226V225H52ZM51 226V228L52 229H54V226L52 227ZM140 226V225H139ZM142 226V225H141ZM148 225H145V227H147ZM156 226L154 227V225H153V227H154V231H156L155 230V228H156ZM166 226V225H165ZM171 226H173V224H171ZM170 226V227H171ZM192 227H193V225H191ZM191 226H190V228H191ZM199 226L201 227V225L199 224ZM199 226H196L197 228H195V227H193V228H188L190 231L193 229V232H194V230H195V232L197 233V232H200V228H198ZM243 225H241L239 228H238V230H241V227H242ZM19 227V226H18ZM28 227V226H27ZM26 227V228H27ZM31 227L32 226H30V230H31ZM35 227V226H34ZM40 227V226H39ZM106 227V228H105ZM144 227V226H143ZM152 227V226H151ZM176 227V226H175ZM180 227V226H179ZM210 227V226H209ZM212 227L214 228L215 227V225L213 226V224H212ZM212 227H210V228H212ZM222 228L221 229H223V227L224 226H221ZM245 227V226H244ZM248 227V226H247ZM15 229L14 230H16V232H17V234L19 235V237L18 238H20L21 237V240L19 239V241H20V246H22V248H25V247H23L24 245L26 246V243H25V239L28 237L27 235H20L19 233L21 232V231H17V226L16 227H14ZM17 228V229H16ZM25 228V227H24ZM44 228V227H43ZM48 228V227H47ZM51 228H49V229H51ZM87 228H88V226H87ZM124 228V229H123ZM140 228V227H139ZM138 228V229H139ZM169 228V227H168ZM167 227L165 228L166 230L168 229ZM203 228V229H202ZM201 229L203 230V232H204V234L205 235H207V237L209 236H212V238L210 239V241L208 242V245H212V246H215L216 245V249H215V251H213L214 252V256H210L211 257V262H212V264H237L238 262V260H240L241 261V259L240 258H245L244 260L246 261L247 260V264H252V261H253V263H255V264H257L256 263V259H254V257H255V255L253 254V256L251 255V253H253V252H256V250L258 251L260 248V246L259 245H261L262 244V242L264 241V235H263V241L261 240L262 239V234L260 233V235H261V237H260V241H262V242H260L259 240H258V242H260V243H258L257 242V244H259L258 246V248L256 249L255 247V245H257L256 244V240H254L255 241V245H253V246H255L254 247V249H252L253 251L252 252H247V253H245V252H241V251H238V250H240V249H238L237 247H236V241H230V240H227L226 241V239H225V241H226V244L225 243H223L222 241L221 242H218V241H216L217 239H214L213 237L215 236L212 232L215 230H213L212 232H211V230H209L208 229V227H206V226H204V227H202ZM212 228V229H213ZM218 228V227H217ZM228 228V227H227ZM234 228V227H233ZM261 228H263V227H261ZM48 229V230H49ZM56 229V228H55ZM148 229V228H147ZM161 229V228H160ZM175 229H177V228H175ZM220 229V228H219ZM220 229V230H221ZM224 229H225V227H224ZM223 229V230H224ZM231 229V228H230ZM245 229V228H244ZM28 229H26L25 231H27ZM30 230H28V231H30ZM39 230V229H38ZM37 230V231H38ZM47 230V231H48ZM149 230V229H148ZM153 230H149L148 232V237H146L148 240H150L151 242H152V244L154 243L155 244V241L157 242V240H156V238L158 237V235H157V237H156V233H154V231ZM172 230V229H171ZM178 230V229H177ZM201 230V231H202ZM235 230V229H234ZM237 230V229H236ZM242 230H243V228H242ZM241 230V231H242ZM27 231V232H28ZM53 231V230H52ZM51 231V232H52ZM88 231V230H87ZM141 231V230H140ZM147 231V230H146ZM145 231V232H146ZM165 231V230H164ZM163 231V232H164ZM173 231V230H172ZM188 231V230H187ZM215 231H217V230H215ZM226 231V230H225ZM36 232V230L33 232V233H35ZM136 232H138V231H136ZM159 230H158V233L157 234H159ZM162 232V233H163ZM168 232V231H167ZM169 232H170V230H169ZM189 232V231H188ZM192 232V233H193ZM193 233V234H196V233ZM203 232H201V233H203ZM218 232V231H217ZM235 232V231H234ZM253 232V231H252ZM262 232V231H261ZM30 233H32V232H30ZM48 233H49V231H48ZM86 233V234H87ZM96 233V234H97ZM140 233V232H139ZM143 233V229H142V232H141V234ZM170 233H172V232H170ZM169 233V234H170ZM176 233V232H175ZM174 233V234H175ZM185 232H183V234H184ZM201 233H199V234H201ZM221 233H222V231H221ZM231 233H232V229H231ZM237 233V232H236ZM255 233V232H254ZM253 233V234H254ZM264 233V232H263ZM16 234V235H17ZM47 234V233H46ZM51 234V233H50ZM53 234V233H52ZM118 234V233H117ZM125 234V233H124ZM123 233H122V235H124ZM141 234H138L137 233V235H140L141 236ZM145 233H143V235H144ZM174 234H170V236H172V237H175V236H177V235H174ZM189 235L191 234V233H188ZM193 234H191L190 236H186V238H185V240L184 241H180V248L182 249V247L181 246H184V245H186V243H189V244H187L188 245V247L190 248V242H187L186 241V239H188L187 237H190L191 238V236L193 235ZM211 234H213V235H211ZM226 234V233H225ZM229 234H230V230H229ZM229 234L228 235H225V236H229ZM235 234V233H234ZM233 234V235H234ZM243 234L244 233H242V237H243ZM252 234V233H251ZM251 234H249V236L251 235ZM252 234V235H253ZM259 234V233H258ZM258 234H255V235H258ZM4 235V234H3ZM2 235V236H3ZM16 235H14V236H16ZM17 235V236H18ZM33 235V234H32ZM120 235V234H119ZM122 235H120V236H122ZM146 235V236H147ZM185 235H187V234H184V236ZM202 235V234H201ZM220 235V234H219ZM218 235V236H219ZM238 235H240V233L238 234ZM245 235V234H244ZM259 235V236H260ZM16 236V237H17ZM34 236H35V234H34ZM47 236V235H46ZM118 236V235H117ZM136 236V235H135ZM169 236V237H170ZM196 236H198V233H197V235ZM217 236V237H218ZM241 236V235H240ZM248 235H247V237L248 238H251V237H249ZM36 237V236H35ZM35 237L33 238L34 240H35ZM44 237V236H43ZM107 237V239H103V238H106ZM128 237V238H127ZM137 237V236H136ZM143 237V236H142ZM145 237V236H144ZM193 237V236H192ZM195 237V236H194ZM221 238H220V240L222 239V236H220ZM230 237V236H229ZM238 237V236H237ZM2 238L3 237H1V240H2ZM12 238H14V237H12ZM11 238V239H12ZM29 238V237H28ZM27 238V239H28ZM30 238H31V236H30ZM29 238V239H30ZM48 238H49V235H48ZM51 238V237H50ZM109 238V239H108ZM118 238V237H117ZM181 238H183L182 236H181ZM219 238V237H218ZM232 238V237H231ZM235 235H234V237H233V239L235 240ZM248 238H247V240H248ZM259 238V237H258ZM11 239H10V241H11ZM37 239V238H36ZM46 239H47V237H46ZM141 240H143V243L144 244H142V245H145V244H147V242H146V240L145 239H143V238H140ZM158 239V238H157ZM169 238H167V240H168ZM173 239V238H172ZM175 239V238H174ZM194 239V238H193ZM199 239H201V238H198V237H196V240H198V242H200V240ZM232 239V240H233ZM240 239V238H239ZM253 239V238H252ZM31 240H32V238H31ZM112 241H113V239H111ZM117 240V239H116ZM131 240H133V241H131ZM139 240V239H138ZM140 240V242H142ZM144 240H145V242H144ZM147 240V241H148ZM159 240V239H158ZM169 240H171V238L169 239ZM168 240V241H169ZM190 240V239H189ZM219 240V239H218ZM243 240V239H242ZM246 240V239H245ZM249 240H251V239H249ZM3 241V243L5 242V237H4V240H2ZM1 241V242H2ZM10 241H8V243H11ZM17 241V239L14 241V242H16ZM19 241H17L16 243H18ZM37 241V240H36ZM46 241V240H45ZM90 241V240H89ZM91 241V242H92ZM136 241H137V238H136ZM167 241V242H168ZM205 241V240H204ZM204 241H201V243H202V245H203V243H206V242H204ZM224 241V242H225ZM228 241H229V243H228ZM254 241L253 242H251L252 244L254 243ZM13 242V241H12ZM35 242V241H34ZM117 242V241H116ZM151 242H149L150 243V245H151ZM196 242V241H195ZM237 242H240L241 243V241H237ZM250 241H247V243H249ZM8 243H4V244H8ZM16 243H13V244H16ZM36 243H38V242H36ZM43 243V242H42ZM47 243V242H46ZM89 243V242H88ZM137 243H138V241H137ZM162 243V242H161ZM179 243V240L177 241V244ZM243 243V242H242ZM246 243V242H245ZM251 243H249V246H250V244ZM1 244L2 243H0V246H1ZM12 244V243H11ZM11 244H8L7 246L5 245V248H7V250H5L4 252L8 255V254H10L11 252L9 251V249H11L10 248V245ZM35 244V243H34ZM45 244V243H44ZM48 244V243H47ZM153 244V246L155 247V245L156 244H158V243H156L155 245ZM160 244V243H159ZM252 244H251V246H252ZM19 245V244H18ZM33 245V244H32ZM46 245V244H45ZM44 245V246H45ZM49 245V247H51V245L50 244H48ZM96 245H98V246H96ZM170 245H171V243H170ZM173 245L174 246H177L176 245V243L175 242H173ZM186 245V246H187ZM192 245H194V247H195V245H196V243L195 244H192ZM191 245V246H192ZM200 245V244H199ZM197 246L196 245V247H199L200 248V246ZM205 245H207V244H204V249H205ZM246 245V244H245ZM3 246V245H2ZM2 246H1V248H2ZM16 246V245H15ZM20 246H16V247H19V248H21ZM34 246V245H33ZM32 246V247H33ZM47 246V245H46ZM72 246H74V245H72ZM87 246V245H86ZM139 246V245H138ZM145 246H147V245H145ZM152 246V245H151ZM151 246H148V248L149 247H151ZM186 246H184V247H186ZM250 246V247H251ZM252 246V247H253ZM262 247H263V244L261 245ZM11 247H12V249H13V247L14 246H12L11 245ZM35 247V246H34ZM43 247V244L41 245V248ZM97 247H99V248H97ZM131 247H129V248H131ZM140 247H141V243H140ZM140 247H138V248H140ZM144 247V246H143ZM153 247V248H154ZM188 247H186V248H188ZM202 247V246H201ZM246 247V246H245ZM248 247V246H247ZM0 248V249H1ZM18 248V249H19ZM39 248V247H38ZM44 248V247H43ZM171 248V247H170ZM174 248V247H173ZM176 248V247H175ZM179 248V249H180ZM191 248H193V246L191 247ZM199 248H197V250L199 249ZM208 248V247H207ZM16 249V248H15ZM13 250V251H16V250ZM35 249V248H34ZM34 249H32L33 250V252H34ZM131 249V250H132ZM151 249V248H150ZM178 249V247L176 248V250ZM178 249V250H179ZM181 249H180V251H181ZM195 249V248H194ZM193 249V250H194ZM200 249H203V248H200ZM199 249V250H200ZM203 249V250H204ZM211 249V248H210ZM3 250V248L1 249V251ZM26 250H27V248H26ZM25 250V251H26ZM41 250H45V252H44V254L46 253L47 254V247L46 248H44V249H41ZM123 250V249H122ZM122 250L120 251L121 253H123L122 252ZM139 250H142V249H139ZM175 250V251H176ZM178 250L175 252V261H176V264H181V263H183L182 262V260H181V256H182V254H183V251L182 252H178ZM183 250V249H182ZM189 250H190V253H191V251H193L192 249H188V251H185L187 254H188V252H189ZM196 250V249H195ZM194 250V251H195ZM207 250V249H206ZM209 250V249H208ZM207 250V251H208ZM213 250V249H212ZM211 250V251H212ZM9 253H8V252ZM12 251V250H11ZM18 251V250H17ZM22 251V250H21ZM24 251V250H23ZM24 251V252H25ZM29 251V250H28ZM36 252H39V251H37V250H35ZM124 251V250H123ZM193 251V252H194ZM210 251V252H211ZM18 252H20V250L18 251ZM18 252H16V253H18ZM23 252V253H24ZM41 252V251H40ZM66 252H67V250H66ZM129 252V251H128ZM133 252L135 253V252H137V251H135L134 249H133ZM141 252V251H140ZM139 252V253H140ZM150 252V251H149ZM184 252V253H185ZM26 253H28V252H26ZM31 253V252H30ZM58 254H59V252H57ZM118 253V254H117ZM121 253H120V255H121ZM126 252H124L123 253V255L124 256H126V254H125ZM130 253V252H129ZM134 253H132L133 255H134ZM151 253V252H150ZM195 254H194V256L192 255V253H191V255L193 256V257H195L194 259L196 260L197 258L196 257H199L200 258V256H199V254L200 255H202V253H199L198 251H195L194 252ZM199 253V254H198ZM258 253H260L259 251H258ZM258 253H256V257H257V259H260L261 260V258H260V255L258 254ZM19 254V253H18ZM22 254V253H21ZM29 254V253H28ZM33 254V253H32ZM37 254V253H36ZM43 255L44 257H45V255L44 254H42V252L41 253H39V255ZM58 254L57 255H55V256H57V258H58ZM80 254V253H79ZM131 254V253H130ZM131 254V255H132ZM142 254V253H141ZM147 254V253H146ZM149 254V253H148ZM181 254V255H180ZM197 254V255H196ZM11 255V254H10ZM10 255H8L7 257H9ZM13 255H14V253H13ZM20 255V254H19ZM18 255V256H19ZM23 255H25V254H22L21 256H22V258L21 259H23V261H24V259L26 258H28V261H30L32 258H30L31 256L29 255V256H23ZM27 255V254H26ZM33 255H35V253L33 254ZM48 255H50V254H48ZM111 255V254H110ZM112 255H111V257H112ZM115 255H113V256H115ZM130 255V256H131ZM139 255V254H138ZM196 255V256H195ZM206 255H207V253H206ZM209 255V254H208ZM16 256V255H15ZM14 256V257H15ZM42 256V257H43ZM47 256V255H46ZM122 256V255H121ZM135 256V255H134ZM133 256V257H134ZM145 256V255H144ZM156 256V255H155ZM187 256H189V257H191L190 256V254H188ZM251 256L253 257V258H251ZM7 257H5L6 259H7ZM13 256H12V260H14V259H18L17 258V256H16V258H14ZM24 257V258H23ZM39 257V256H38ZM59 257H60V255H59ZM118 258H119V256H117ZM139 257H140V255H139ZM147 257V256H146ZM145 257V258H146ZM192 257V258H193ZM202 257V256H201ZM209 257V256H208ZM264 257V256H263ZM14 258V259H13ZM20 258V257H19ZM45 258H47V257H45ZM62 258H64L63 256L61 257V259ZM114 258H116V257H114ZM114 258H111L112 260L114 259ZM125 258V257H124ZM126 258H128L127 256H126ZM125 258V259H126ZM132 258V257H131ZM135 258V257H134ZM136 258H137V254H136ZM141 258V257H140ZM151 258H154V257H152L151 256ZM183 258H185V260H184V262L186 261V257H185V255H184V257ZM4 259V258H3ZM5 259V260H6ZM21 259H19V260H21ZM25 259V260H26ZM41 260H42V258H40ZM120 259V258H119ZM119 259H117V260H115V261H117L118 262V260ZM130 259V258H129ZM194 259H191L190 258V261L192 260H194ZM209 259V258H208ZM253 259V260H252ZM263 259V258H262ZM4 260V261H5ZM18 260V261H19ZM35 260V259H34ZM43 260H44V258H43ZM42 260V261H43ZM106 260H107V258H106ZM110 259H108V261H109ZM112 260H110V261H112ZM121 260V259H120ZM142 260V259H141ZM148 259H146L145 260V262L147 261ZM151 260V259H150ZM150 260L148 261V262H150ZM188 260V263H184V264H192V262L191 263H189V258L187 259ZM194 260V261H195ZM203 260V259H202ZM244 260H242V262H245ZM254 260H256L255 262H254ZM17 261V260H16ZM22 261V260H21ZM32 261H33V259H32ZM109 261V262H110ZM123 261V260H122ZM126 261H129L128 259H126ZM126 261H124V262H126ZM132 261H135V260H133L132 259ZM174 261V262H175ZM193 261V263H195ZM197 261V263L196 264H198V261H201V260H196ZM204 261V260H203ZM259 261V260H258ZM262 261V260H261ZM260 261V262H261ZM7 262H8V260H7ZM31 262V261H30ZM41 262V261H40ZM106 262V261H105ZM104 262V263H105ZM108 262V263H109ZM138 262V261H137ZM147 262V263H148ZM158 262V260H156L155 261V263H157ZM174 262H172L173 264H175ZM187 262V261H186ZM210 262V263H211ZM259 262V263H260ZM14 263V262H13ZM25 263H27V261L25 262ZM24 263V264H25ZM34 263V262H33ZM37 263V262H36ZM44 263V262H43ZM103 263V264H104ZM108 263H106V264H108ZM116 263V262H115ZM130 263V262H129ZM128 263V264H129ZM133 263V262H132ZM159 263V262H158ZM201 263V262H200ZM262 263H264V262H262ZM262 263H260V264H262ZM0 264H3V263H0ZM5 264V263H4ZM6 264H9V262L8 263H6ZM18 264V263H17ZM20 264V263H19ZM29 264V263H28ZM40 264H42V262L40 263ZM134 264H136V263H134ZM150 264V263H149ZM170 264V263H169ZM208 264V263H207ZM239 264V263H238ZM245 264V263H244Z\"/></svg>","mask_w":264,"mask_h":264},{"label":"rangeland","instance_id":"374dc122","mask_svg":"<svg viewBox=\"0 0 264 264\" xmlns=\"http://www.w3.org/2000/svg\"><path fill=\"white\" fill-rule=\"evenodd\" d=\"M30 1V0H29ZM43 1H45V0H43ZM93 0H91L90 2H88L87 4H96L97 2V0H94L93 2H92ZM132 2L130 3V0H127L126 1V3H128V4H132L133 3V0H131ZM141 1V0H140ZM194 1V0H193ZM200 0H198V1H195L196 3L198 2V3H200L201 1H203V0H201L200 2H199ZM205 1H207V0H204L203 2H205ZM226 1H228V2H230V4H228L227 3V6L226 5H224L225 3H226ZM257 1H259V2H262V3H260L259 4V2L257 3ZM26 2H27V0H26ZM30 2H32V1H30ZM96 2V3H95ZM25 3V2H24ZM45 3H47L48 5L46 6L47 8H49V9H51L50 8V6L49 5H51V7L53 8V9H51V10H54V5L52 6V4L49 2V1H45V2H42V4H45ZM62 3V4H61ZM61 3H59V5H61L62 7H67V5H70L69 3H71L72 4V2L70 1V2H68V0H62V2ZM236 4L235 5V8H233V4ZM27 4H29L28 2H27ZM27 4H25V5H21L20 4V2H17V3H15L12 7H11V9H10V11H9V14L11 15L12 13V16L15 14V16H11L10 18H11V20L12 21H10V23L12 24H9V28L6 30V28L5 27H3V26H1L0 25V32H1V34H0V36H1V39H0V49H4L5 47L8 49V47L9 48H11L12 47V50L11 49H8V50H11V52L12 51H16L17 50V53H18V47H21L22 49L19 51V53H18V58L19 59H17V60H15V61H11L12 63H9V60H2L1 59V61H0V63L1 64H3V65H1L0 64V70L1 71H3V72H1L2 73V75H1V73H0V81L1 80H4L5 81V79L8 77H12L13 75V77L11 78V80H13V81H15L16 82V85H15V82H14V84H13V81H11V80H6L7 82H9V83H6V82H0V111L2 110L3 111V109H4V113L2 112H0V125L2 126H0V155L2 154V157H3V159H4V156H5V160H3L2 161V157L0 156V159H1V164H0V176L1 175H3V176H1L0 177V243H2L1 244V246H2V248H3V250L1 251V246H0V263H8L9 262V264H24L26 261H27V263H25V264H40L41 262H42V264H66V262H69V260H71V258H74V256L76 255H86L87 253H89V252H91L92 250V248H93V246L92 247H90V249H89V246H91V245H93L92 243H94L93 241H92V239H97L98 240V242H97V240L95 239V242H97V244H99V246H100V243H101V239L102 238H98V236H99V234L97 233L98 231L96 230L95 232H94V234L93 233H91L90 232V230H89V218H88V215H86V216H84V212H85V209H84V207L81 205V203L79 202V200H77V198L75 199V197H73V196H70L69 195V193H68V195L69 196H67V193L66 192H62L61 191V188H59L60 186H59V184L55 181V178H54V173H53V171H50V170H52L51 169V167H49L48 165H47V163H46V161H47V159H45L41 154H43L44 152H45V150H47V152L48 153H52V154H54V153H56L57 155H60L61 157H64V158H66L69 162H78L77 160H81L82 158L84 159L86 156H91L92 154L90 153V149H91V146L93 145V146H97V147H100L103 151L105 150V151H108L109 149H111V146H110V148H109V146H108V144H107V142H106V140H104V138H102V136L98 133V130H97V123L96 122H94V123H92L90 120H87L88 119V114H86L87 113V111H86V108H87V106H88V103H89V100H88V97H89V94L88 93H86L84 90H81V92H79V93H77V92H74L73 94L71 93V94H69V95H67V96H64V97H55L54 95H52V94H49V93H47L48 95L46 96L45 94H46V91H43L44 90V88H43V86H45L44 85V83H46V80L48 79V78H44V77H42V75H40V74H38L37 73V71L35 72L34 71V73H33V71L30 69L29 71L31 72V75H32V78H31V75H29L30 74V72L28 73V75L27 74H24L23 73V70H21V68H22V66H23V62H22V59L24 58V56L23 55H25L26 56V54H27V56L30 54L31 55V53H33L34 54V52H35V50L34 49H32V48H28V42L27 41H29L28 39H34L33 41H35V38L37 37V32H38V30H39V27H40V29L42 28V27H44L46 24H44L43 26H42V22L43 23H46L47 22V24H51L50 26H52L51 28H56V26L55 25H57V24H59L58 22H57V19H54V18H51V19H49L48 21H33V19L31 20H29L30 21V23L29 24H24V25H20L21 27H19V23H18V21H17V23H16V20H18L17 18L18 17H16V15H17V13H18V11H20L21 9H23V8H25V6H27ZM149 4V3H148ZM159 4H160V6H162V9H161V11H163V9H165V10H170V9H172V8H174V9H176V14L178 15H176V17H174V19H171V18H169L168 19V17H166V19L164 18V16L165 15H163V14H167V12L164 10L163 12H161V17L162 18H164L165 20H166V24H165V26H164V28L162 29L163 31H167L169 28H171V26H172V28L173 29H175V25L178 23V22H180L179 20H181L182 18L180 17L181 15H180V13H183L182 15H185V13H186V11H188L189 10V8H190V6H189V4L188 3H184L183 2V0H161V1H159ZM224 6H223V5ZM237 4H239V6H242L243 8H241V10L243 9L244 10V12H245V15L244 14H242V13H240V8H239V6L237 5ZM258 4L260 5V6H258ZM262 4V5H261ZM264 0H222V2H221V4H220V6L221 7H224V8H226L227 9V7H228V11L226 10V11H223V10H221V8H220V6H219V8L217 7V8H215V9H217L218 10V13H214V12H211V13H213V15L215 16H213V17H211V16H209L208 14V17L205 15H203L202 17H199V16H197V13H195V12H191V22H190V27H189V29L188 30H186L185 31V34H183L184 32H182V34L181 33H179V34H181V35H179L181 38L184 36V40H183V42H182V44L180 45V47L179 48H177V47H174L175 49H178V50H174V48H173V52L171 51L170 53H169V51H170V49H171V47L170 48H168V55H175V56H177L176 54H178V56L177 57H174L175 58V60H176V65H178L179 63L177 62V61H179L180 59H183V55L184 54H187L188 52L190 53V54H192V56H194V58L196 57L197 58V52L199 51V49H201V48H203V44H202V41L200 42L199 40H198V32L200 31V30H202V28H203V30H205V29H207L208 28V26L210 27V28H208L207 30H210L211 29V31L213 30H215L216 29V31L215 32H208V31H205V33H204V35H205V37L207 36V34H209V33H215V34H213V35H216V34H220V35H216L217 37L219 36V38H217L216 37V39H215V36L213 37V35L212 34H209V36H211L210 38H214V39H212V40H216V42L215 43H219L218 45V47L217 46H215L216 44L215 43H213L212 42V40H210V39H208V36L206 37L207 38V40H210L211 42H212V44H214V47H213V49L215 50L216 48V51H223L224 53H226V51H225V49H223L224 48V45L225 44H223L222 42H226L227 43V41H228V39H227V36H228V33H229V31H226V30H224L225 29V25L223 26V27H220V24H219V27L220 28H222V29H220V28H218L217 27V24L218 23H222V25L225 23V21L223 22V20L225 19H229V22L231 23V20H232V23L235 25V27H241V26H239L240 24L241 25H243V26H245L244 24H246V26L248 27H243V28H245V29H249V27H250V25H252L253 27H255L256 28V31H258V33H260V34H263L264 33V22H263V20H262V17H264L263 15H264V13H261V12H263V8H264ZM20 5L21 6H23V7H20ZM97 5V4H96ZM152 5V6H151ZM231 6V9H229L230 8V6ZM43 6V5H42ZM49 6V7H48ZM58 6V5H57ZM149 6H151V7H153L154 6V4H149ZM236 6H238V7H236ZM42 9H40V8ZM37 9H39V11L36 9V11H37V13H39V12H41V11H43L44 9L45 10H47L46 9V7L44 8V6L43 7H41V6H39ZM261 8V10H259L260 8ZM263 7V8H262ZM27 8H29V7H27ZM26 8V9H27ZM44 8V9H43ZM238 8H239V10H238ZM253 8H255V9H253ZM180 9H181V11H180ZM232 9H233V11H232ZM235 9V10H234ZM50 10V11H51ZM213 10H214V8H213ZM217 10H214V11H217ZM221 10V11H220ZM229 10H231L232 12H235V14H237V16L236 15H234V14H231L232 12L230 11V13H228L229 12ZM243 10L241 11V12H243ZM247 12H246V11ZM183 11V12H182ZM211 11H212V9H211ZM223 11V12H222ZM237 11V12H236ZM239 11V12H238ZM252 11V12H251ZM255 13H254V12ZM259 11V12H258ZM225 12V13H224ZM243 12V13H244ZM258 12V13H257ZM52 13H53V11H52ZM72 13H74V11H72ZM163 13V14H162ZM224 13V14H223ZM227 13V15H225ZM238 13H240V15L238 14ZM247 13V14H246ZM249 13H251V14H249ZM257 13V14H256ZM244 15V16H242V15ZM18 16V15H17ZM229 16H230V18H229ZM233 16H235V17H233ZM240 16V17H239ZM247 16H248V18H247ZM251 16V17H250ZM179 17H180V19H179ZM182 17H184V16H182ZM198 17H199V19H198ZM213 18V19H210V18ZM223 17V18H222ZM241 17H244V18H241ZM246 17V18H245ZM14 18H16V19H14ZM179 19V20H178ZM202 19V20H201ZM235 19H236V21H235ZM243 19V20H242ZM163 20V19H162ZM170 20H171V22H170ZM222 20V21H221ZM234 20V21H233ZM238 20H240V21H238ZM15 21V22H14ZM53 21H55V23L53 22ZM161 21V20H160ZM201 21V22H200ZM219 21V22H218ZM261 21V22H260ZM33 22H36V23H33ZM57 22V23H56ZM169 22V23H168ZM216 22V23H215ZM237 22V23H236ZM240 24H239V23ZM263 22V23H262ZM64 23H65V21H64ZM199 23H201L200 25V28H199ZM231 23V24H232ZM244 23V24H243ZM15 24H17V27H16V25ZM236 24L238 25V26H236ZM263 24V25H262ZM13 25H15V26H13ZM35 25V26H34ZM249 25V26H248ZM261 25L263 26V27H261ZM28 26V27H27ZM197 26H198V28H197ZM251 26V27H252ZM13 27V28H12ZM15 27V28H14ZM23 27V28H22ZM74 27L75 26H73V27H70L69 29V32H70V37H75L76 36V34H77V31H78V28L77 27H75L76 29L74 30ZM216 27V28H215ZM252 27V28H253ZM22 28V29H21ZM205 28V29H204ZM213 28V29H212ZM252 28H250V32H252L251 31V29ZM4 31H3V30ZM23 29H25V30H23ZM2 30V31H1ZM221 30V31H220ZM9 31V32H8ZM225 31V34L227 33V36L225 37L224 36V34L222 35V33L221 32H224ZM3 32V33H2ZM204 32V31H203ZM203 32H202V34H203ZM208 32V33H207ZM220 32V33H219ZM197 35H196V34ZM5 34V35H4ZM33 34V35H32ZM71 34H73V36H71ZM4 35V36H3ZM28 35H31V37L29 36V37H27ZM124 35V32L122 33V36ZM186 35V36H185ZM195 35H196V37H195ZM232 34H229V36H231ZM9 36H11L12 37V40L10 39L11 37H9ZM174 36V33L172 34V37ZM221 36V37H220ZM223 36V37H222ZM25 39H24V38ZM59 37V36H58ZM179 37V39H181ZM96 38V37H95ZM95 38H93V40L95 39ZM223 38H224V41H223ZM6 39H9L7 42H6ZM14 39V40H13ZM22 40V43L21 44H19L20 42H21V40ZM27 39V40H26ZM178 39V38H177ZM196 39L198 40V41H196ZM219 39H220V41H222V42H220L219 41ZM4 40V41H3ZM19 42V43H16L17 41ZM20 40V41H19ZM24 40V41H23ZM92 40V41H93ZM15 43H14V42ZM2 42V43H1ZM10 42V43H9ZM11 42H12V44L14 45V44H17V46L18 47H14L13 45H10L11 44ZM199 42V43H198ZM23 43L24 44H27V45H23ZM220 43H222V45H223V48L221 47L222 45L220 44ZM229 43V42H228ZM228 43L226 44L227 46H228ZM200 44H202L201 45V48H199L198 49V51L196 52V53H193V52H195L194 50H195V48H196V46L197 47H199L200 46ZM1 45H2V47L3 48H1ZM199 45V46H198ZM221 45V46H220ZM225 45V46H226ZM27 46V47H26ZM14 47V48H13ZM5 48V49H6ZM15 48H18V49H15ZM63 48V47H62ZM61 47H57L56 49H55V53H56V55L52 58V59H50L49 60V62H48V64H52V70H58V71H60L61 73H62V76L64 75V73H63V71H65V69H66V67H67V63H64V62H62L61 61V59H62V56H61V53H62V51L63 50H61L62 49ZM92 48H93V44H91L90 45V47L88 48V51H86V60L87 59H89V54H91V50H92ZM219 48V49H218ZM226 48V47H225ZM4 49V50H5ZM5 50V51H7V53L6 54H4V50H2V51H0V57L2 56V54H3V56L5 55V56H7V55H9L8 54V50ZM14 49V50H13ZM262 49V48H261ZM172 50V49H171ZM189 50V51H188ZM34 51V52H33ZM59 53H58V52ZM180 51V52H179ZM187 51V52H186ZM201 51H202V49H201ZM219 51H218V53H219ZM28 52V53H27ZM179 52V53H178ZM222 52V53H223ZM262 52V51H261ZM264 52V51H263ZM262 52V53H263ZM16 52H15V54H17ZM25 53V54H24ZM80 53V52H79ZM78 53V54H79ZM93 53H96V51H93ZM173 53V54H172ZM183 53V54H182ZM21 56H20V55ZM97 54V53H96ZM3 56L1 57V58H3ZM79 56V55H78ZM234 56H236L235 54H234ZM233 56V57H234ZM8 57V56H7ZM7 57H5V59L7 58ZM179 57V58H178ZM238 56H236V58H237ZM177 58V59H176ZM229 58H232V57H228L227 59H228V61H229V63H230V65L231 66H233V64L235 65V66H237L238 65V62H236V61H238V58L236 59H234V58H232V59H229ZM244 59H246V61H247V58L245 57V56H243V55H241V61H244ZM20 62H19V61ZM59 60V61H58ZM194 60H196V59H194ZM239 60H240V58H239ZM2 61H3V63H2ZM4 61H5V63H4ZM6 61H8V62H6ZM53 61V62H52ZM88 62V65H89V60H87ZM207 60H205V62H206ZM233 61H234V63H233ZM249 61V60H248ZM251 61V60H250ZM253 62H254V59L252 60ZM189 62V61H188ZM7 63V64H6ZM21 63V64H20ZM56 63V64H55ZM178 63V64H177ZM190 63V62H189ZM232 63V64H231ZM249 64H252L251 62H248ZM4 64H6V65H4ZM10 64V65H9ZM17 64V65H16ZM66 64V65H65ZM237 64V65H236ZM247 64V63H246ZM13 65V66H12ZM18 65H20L21 66V68L20 67H17ZM58 65V66H57ZM64 65V66H63ZM175 65V66H176ZM4 66V67H3ZM62 66V67H61ZM179 66V65H178ZM58 67V68H57ZM234 67V66H233ZM18 68L20 69L19 71V73H16V72H18ZM61 68V69H60ZM65 68V69H64ZM136 68H138V66L136 65ZM232 68V67H231ZM235 68V67H234ZM32 69L34 70V67H32ZM77 72H76V71ZM201 70H203L202 68H201ZM212 70L214 71V73H213V77H214V79H217V77H218V75H219V73H218V75H217V72H218V70H217V67H213L212 66ZM21 71H22V73H21ZM72 71H73V74H72V72H71V74H72V77H74V78H76V76H77V74L79 73V70H78V68H74V69H72ZM87 71H92V68H90V66H89V68H87ZM217 71V72H216ZM76 74H75V73ZM4 73L7 75H4ZM10 73V74H9ZM20 73H21V75H20ZM36 73V74H35ZM8 74H9V76H8ZM18 74V75H17ZM75 74V75H74ZM11 75V76H10ZM16 75H17V77H16ZM23 76V78L22 77H18V76ZM91 75H92V77H93V75H94V73H93V71H92V73H91ZM2 76V77H1ZM6 76V77H5ZM217 76V77H216ZM5 79H4V78ZM30 77V78H29ZM14 78V79H13ZM19 78L21 79H23V80H19ZM18 81H17V80ZM28 79H30L29 80V82H28ZM25 80V81H24ZM11 81V82H10ZM44 81V82H43ZM18 82H20L19 84H22V86H20L19 84H18ZM24 82L26 83H28L27 85H29L28 86V88L24 85L23 86V84H24ZM12 84V85H11ZM2 85V86H1ZM14 85V86H13ZM19 85V86H18ZM82 84L80 83L79 84V86H81ZM16 86H18V89H16L17 87ZM30 86H32V87H30ZM22 87H25V89L24 88H22ZM29 87H30V90H29ZM219 87V86H218ZM246 87V89H247V87H249V86H245ZM20 88H22V89H20ZM232 88V89H231ZM27 89V90H26ZM230 89V90H229ZM229 89H228V92L229 93H232L233 92V87L232 86H229ZM245 89V88H244ZM18 90V91H17ZM22 90H24V91H22ZM29 90V91H28ZM241 90V88H238V92ZM23 92V94H24V92H25V94L27 93V95H23L22 94V92ZM31 91V92H30ZM39 92V93H38ZM41 92V93H40ZM45 92V94H43ZM237 92V93H238ZM14 95H13V94ZM21 93V94H20ZM34 93V97L32 98L31 96H32V94ZM35 93H37V95L35 94ZM153 93V92H152ZM38 94H41V95H38ZM154 94V93H153ZM20 95H23V96H20ZM28 95H29V97H28ZM206 95H208L207 93H206ZM231 95V94H230ZM14 96V97H13ZM81 96V98H79ZM176 96V95H175ZM175 96H171V99L172 100H170V101H173L174 102V100H173V98L175 97ZM23 97H24V100H25V102H24V100H23V102L21 103V105H20V102H19V105H17L18 103V101H20V100H18L19 98H21V99H23ZM31 97V98H30ZM44 97H46L48 100H50V98H51V100H50V102L49 103H52V104H49L48 103V100H45V101H42L43 103H45L46 101V104H44L43 105V103L41 102V100H44L45 98ZM55 97V98H54ZM68 97V98H67ZM173 97V98H172ZM243 96L241 95V91L238 93V102H237V105L239 106V110H244L245 112H246V110H247V101H248V98L247 97H243ZM27 98H29V99H27ZM35 98V99H34ZM42 98V99H41ZM221 98H223V97H221ZM14 99V100H13ZM38 99H39V102H38ZM129 100H131L132 102H131V105L132 104H134L135 106H131V107H134L135 109H136V112L141 108L140 106H141V104L139 103V101L137 100V98L136 97H133L132 99L131 98H128ZM247 101H246V100ZM32 100V101H31ZM37 100V101H36ZM53 100V101H52ZM83 100H84V102H83ZM244 100V101H243ZM22 101V100H21ZM31 101V102H30ZM36 101V102H35ZM57 101V102H56ZM138 101V102H137ZM206 101V100H205ZM241 101H243L242 103H241ZM250 101V104H251V102H252V104L251 105H253L255 102H253L254 101V99L252 100V98L249 100ZM11 102V103H10ZM37 102H38V104H37ZM83 102V103H82ZM156 102V106H158V104H160V103H158L159 101H155ZM173 102H169V104H167L168 102H162L163 104H162V106L161 107H157V108H159L157 111L158 112H155V110H156V106L155 107H151L150 109H148L147 111L149 112V110H150V112L148 113H145V115H144V113H143V117H142V114H141V121H144V122H141V125H143V127L145 128H138V130H136V129H134L133 131H131V130H129V135H127L123 140H122V142L120 143V145L118 146V150H117V152H116V155H117V158L118 159H116V161L115 162H110L109 160H106L105 158L102 160V161H100V162H103L104 164H105V167H104V169H105V171L106 172H111V173H116L117 171H119V170H121L122 168H123V166H125V164L126 163H128V162H133V160H134V162L133 163H136L135 161H137V163L135 164V166H133V167H128L127 169H126V172H135L138 176H140L141 177V175H142V177H143V179H146L148 176L147 175H149L150 173H151V177L152 178H156L155 179V183L157 182H159L160 183V185L159 186H161V187H159L160 189H156L157 188V186H155L154 188H153V190H152V192H151V194L150 195H153V196H150V197H153L152 199L153 200H156L158 197V199L160 200V201H158V204H157V206L155 205L156 203H157V200L156 201H154L153 203H154V205L156 206H154L153 204L151 205L152 206V208L153 209H148L147 207H145L146 209L142 212V210H140L141 212L140 213H142L143 214V216L145 217V215H147V217H145L144 219H143V222H146V223H137L136 224V226L135 225H133L132 226V228H136L137 227V229H135L134 230V235L132 236V234H126V230L124 229V231L122 232L124 235H122V233H119V232H116L115 233V237L114 238H111V239H113V241L110 239V241L115 245L116 244V246H118L117 245V243L119 244V245H121V237H123V236H126V235H128L129 236V238H135V241H133V240H131V241H133V244H134V250L135 251H137V252H133V249H132V247L131 246H125L124 247V245H122V247L117 251L118 253H119V255H115L116 253H113V255H115V256H113L112 255V253H111V251H110V253L108 254V255H106V256H104V258L106 257L107 258V260H106V258L104 259V260H102L103 259V257L101 258L100 257V260H99V263L98 264H103L105 261V263L104 264H106V263H108L110 260H112L111 258H114V257H116V258H114L115 260H117V259H119L118 260V262L117 261H115L114 259L112 260V261H110L108 264H128L129 262V264H134V263H136V264H173L172 262H174L175 261V252L180 248L179 246H180V241L182 240V241H184L185 240V238H186V236H190L191 234H193L194 232H195V230H194V232H193V227H195V228H197L196 226H199V224L201 225V227L199 226L198 228H200V232H197L198 233V236H196L197 235V233L196 234H193L192 236H191V238L190 237H187L188 239H186V241L187 242H190L191 244H190V248L188 247V245L187 244H189V243H186V245H184V246H186V247H188V248H186V247H184V246H181L182 247V249H181V251H180V249L178 250V252L180 251V252H182L183 251V254H182V256H181V260H182V262L183 263H181V264H184V263H188V258H189V263H191L192 262V264H196L197 263V261L196 260H201V261H198V264H212V262H211V257L212 256H214V252L213 251H215V249H216V245L215 246H212V245H208V242L210 241V239L212 238V236H208L207 237V235H205L204 234V232H203V228L202 227H204V226H206V227H208V229L209 230H211V232L215 229V230H217V231H213L212 233L215 235L213 238L214 239H217L216 241H218V242H223V243H225L226 244V241L227 240H230V241H236V247L238 248V249H240V250H238V251H241V252H245V253H247V252H252L253 250L252 249H254V247L257 249L259 246V252L260 253H258V251L256 250V252H253V253H251V255L253 256V254L255 255V257H254V259H256V260H254V262L256 261V263L257 264H260V263H262V262H264V241H263V235H264V209H263V207H264V161H262L263 160V158H261L262 156H260V158L262 159V160H260L259 161V158H257L258 156L257 155H255L254 154V156H255V159H257V160H255L254 159V161L252 162V160H253V156H251V158H250V160H251V162H250V160H247L248 162H246L247 163V167H244L243 168V166L245 165H243L241 168H240V172L238 173V171H237V173H238V175L240 176V177H238V175H237V173H236V171H234V174L232 173V172H230L231 170H228L227 169V167H228V165H229V162L227 161L228 159H231L232 157H234V154L233 153H235L236 151H237V149H238V151H239V149H243V147H241L242 146V143H244V139L243 138H247V136H248V139H251V138H255L256 137V139H257V144H258V147L260 146V148L261 149H263L264 150V134H262V131L264 132V128H262V129H260V130H258L257 132L256 131H254V129H253V127H255V126H251V128H248L243 134L242 133H239L240 132V130H239V128L240 127H237V129H236V126H238L237 125V123H239L240 122V124H241V121L239 120V121H235L234 122V124L233 125H231L230 123H228V121H227V119H232V117L234 116H232V114H234V112L235 111H230L229 113L230 114H227V115H225V114H221V112H220V110L219 109H217L216 107H213V112H212V116H211V118H207V120L208 119H210V120H208L209 122H210V124H209V126H207L208 125V121H205L206 120V117H209V116H207L208 114V112H207V109H206V106H203L205 103L202 101V103L203 104H201V102H199V104L197 105V104H193V108H192V111L195 109V112L197 113V110H198V113L196 114L195 112V114L193 113L192 114V111H191V108H189L190 110H188V108L187 109H185L184 110V108L181 106V108L179 109L178 107H176V108H174L175 107V103H173ZM246 102V103H245ZM8 103L9 104H11V107H10V109H11V111L10 110H8L9 108V106L7 107V105H8ZM14 103V104H13ZM30 105H29V104ZM32 103H34L35 104V106H34V104L32 105ZM170 103H172V105L170 104ZM40 104H42L41 106H44V108H43V110H42V107L41 106H39ZM102 104H104V103H102ZM206 104H207V101H206ZM246 104V105H245ZM33 106V108L35 109H33L34 110V113L35 114H33V110H32V106ZM53 107H52V106ZM161 105V104H160ZM167 105H168V107H170L169 105H171V107H173V109H174V111H173V109H169L168 107H167ZM3 106H6V108L5 107H3ZM12 106L15 108V106L17 107V108H15V109H13L12 108ZM24 106V107H23ZM37 106V107H36ZM46 106V107H45ZM138 106V107H137ZM166 106V107H165ZM177 106V105H176ZM201 106H203V110L205 111V113H203V110H202V107ZM245 106H246V108H245ZM3 107V108H2ZM25 108L26 110H25V112L23 111L22 112V110H24L23 108ZM41 107V108H40ZM49 107H50V109L52 108V110H49ZM130 107V108H131ZM170 107V108H171ZM196 107H197V109H196ZM2 108V109H1ZM8 108V109H7ZM46 108V109H45ZM133 108V109H134ZM137 108H139V109H137ZM160 108H162V109H160ZM206 110H205V109ZM260 109V113L262 114V113H264V112H262V111H264V109H261V107H259ZM12 109H13V111H12ZM21 109V110H20ZM38 110V112H35V111H37ZM45 109V110H44ZM132 108L130 109V111L129 112H131V113H133L134 114V112L133 111H135V109L133 110ZM154 110V112H155V114H160V116L159 115H155L154 116V112H153V110ZM169 109V110H168ZM176 109H177V111H176ZM181 109H182V112H184V113H182L181 112ZM201 109V110H200ZM16 111V113H18V115L15 113V111ZM17 110H19V111H17ZM32 111V113H31V111ZM41 110V111H40ZM46 110H48V111H46ZM79 110V111H78ZM80 110H81V113H80ZM144 110V109H143ZM166 112H164V111ZM170 110H171V112H170ZM180 110V111H179ZM22 113H21V112ZM40 111V112H39ZM43 111V112H42ZM169 111V112H168ZM185 111H187L186 113H189L190 115H188V116H186L187 114L185 113ZM218 111V112H217ZM46 112H48V113H46ZM128 112V113H129ZM135 112V113H136ZM139 112V111H138ZM138 112H137V117H140V115H138ZM159 112H162V114L161 113H159ZM6 113V114H5ZM12 113V114H11ZM45 113V114H44ZM67 113H71L70 115L68 114L67 115ZM94 113H95V115H94V118H97V117H103L104 116V111H102L101 109H99V108H97V107H95V109H94ZM181 113V114H180ZM215 113V114H214ZM238 112H236V114H237ZM242 113H244V112H242ZM259 113V116L260 117H258V120L259 121H261V119H262V117H263V115L261 116V114ZM9 116H8V115ZM39 114H41V115H39ZM65 114V115H64ZM140 114V113H139ZM146 114H148V116L146 115ZM207 114V115H206ZM19 115H21L22 117L21 118H19L20 116ZM162 115V116H161ZM179 115V116H178ZM183 115V116H182ZM184 115H185V117H186V120H188V117H189V120L186 122V124L188 125V130H189V132H187V134L189 135V136H191V135H195V137L194 138H196L197 140H198V138L196 137V136H198L199 137V140H198V142H196L197 140H195V143H196V146L198 145H203V147L205 148V150L203 149V148H201L202 147V145L201 146H197L199 149H200V151L198 150V148H197V150L198 151H195V155H194V157H192V158H190L187 154H186V152H184L186 149H187V147H188V144L186 145L187 147H185V145L183 146V144H182V141H185L186 140V138L187 137H184V136H180V135H178V136H176L175 137V135H170L171 137V140L169 139V138H166L165 140H164V137H161L162 135H164L163 134V131L165 130V129H168V128H171V132H175L176 131V125H174V124H176V122L177 121H180V120H182L183 121V119H181L182 117L183 118H185L184 117ZM195 115H197V116H195ZM206 115V116H205ZM215 115V116H214ZM220 115V116H219ZM6 118H5V117ZM11 116V117H10ZM13 116H15V117H13ZM19 116V117H18ZM62 116V117H61ZM64 116V117H63ZM65 116H67L66 118H65ZM77 116V117H76ZM132 117L129 119V121L130 120H132V118L134 119V121L136 120L135 118H137L136 116H134V115H131ZM182 116V117H181ZM195 116V117H194ZM217 116V117H216ZM4 117V118H3ZM7 117H8V119H7ZM155 117H157V118H155ZM163 117V118H162ZM176 117H178V118H176ZM191 117V118H190ZM205 117V118H204ZM213 117H214V119H213ZM227 117V118H226ZM229 117V118H228ZM2 118V119H1ZM23 118V119H22ZM125 119H128V116H127V118H126V116L124 117ZM145 118V119H144ZM148 118H150V119H148ZM170 118V119H169ZM196 118H198V119H196ZM202 118V122H201V125H200V123L199 124H197L198 122H200L201 119ZM223 118L224 119H226V121L224 120V122L226 123H224L225 125H228V126H226L225 127V125L223 126V125H220L221 123L220 122H222L223 121ZM261 118V119H260ZM5 119H7L8 121H10L11 123L9 124V122L7 121V122H5L4 120ZM20 119H22V120H20ZM64 119H67V120H65V122H64ZM78 119V120H77ZM155 119H157V120H155ZM177 121H176V120ZM196 119V120H195ZM213 119V120H212ZM85 120H87L88 122V124L87 125H83V127H80L81 125H82V123H83V121H85ZM148 120H150V122L148 121ZM173 120V121H172ZM185 120V119H184ZM185 120V121H186ZM195 121V122H193V121ZM197 120H199L198 122H197ZM221 120V121H220ZM133 121V120H132ZM132 121H130V123H133L134 124V121L132 122ZM137 121H139V119L137 120ZM163 121V122H162ZM192 121V122H191ZM213 121V122H212ZM233 121V120H232ZM259 121H257V122H259ZM173 122V123H172ZM175 122V123H174ZM191 122V123H190ZM197 122V123H196ZM208 122V123H207ZM212 122V123H211ZM214 122H218V125L216 124V123H214ZM229 122H231L230 120H229ZM130 123H129V125H130ZM136 123H138V125H140L139 123H140V121L139 122H136ZM164 123H165V125H164ZM172 123V124H171ZM179 123V122H178ZM190 125H189V124ZM220 123V124H219ZM228 123V124H227ZM9 125V127H8V125ZM145 124V125H144ZM147 124V125H146ZM150 124V125H149ZM153 124H154V126H153ZM170 124V125H169ZM196 124V125H195ZM240 124H239V126H240ZM5 125V126H4ZM160 125V126H159ZM230 125V126H229ZM5 127V129H4V127ZM156 126V127H155ZM219 126V127H218ZM234 126V127H233ZM7 127V128H6ZM87 127H91L92 128V130L91 131H88V132H86L85 131V128H87ZM140 127V126H139ZM201 127V129H199V128ZM203 127V128H202ZM208 127L210 128L209 129V132L212 134H208L207 132H208ZM216 127V128H215ZM221 127V128H220ZM222 127H225V128H227L229 131H230V129L232 128V129H234V130H232L231 129V133H233V138L229 141V140H226V138H227V136H228V134L230 133V132H226L225 130H227V129H225V128H222ZM228 127H230V129L228 128ZM2 128H3V130H2ZM154 128V129H153ZM161 128H162V131H160L161 130ZM190 128V129H189ZM213 128V129H212ZM118 130H120L119 129V127L117 128ZM206 129V131H204ZM213 131H212V130ZM225 129V130H224ZM251 129H252V131H251ZM2 130V131H1ZM117 130V131H118ZM140 130V131H139ZM156 130V131H155ZM198 130V131H197ZM220 132H222V133H220L219 134V131ZM222 130H224L225 132H223ZM50 131H51V133H50ZM53 131V132H52ZM143 131V132H142ZM156 132V134H158L159 132L158 131H160L161 133H159L158 135L160 136V138L161 139H159L158 140V138H156L158 135H156L154 138H153V142H155V139H156V142H160L161 143V141L163 142V141H166L167 140V143H168V145H170L171 147H172V154H168L167 156H165V157H163V155H164V153H166L165 151H162L160 154H159V156H158V160H160V159H171L172 158V156L173 155H178V156H180V159L182 160V155H185L186 154V158L188 157V159H186L187 160V162L188 163H186V166L184 165L183 167H189L190 168V166H191V168H194V170L192 169V170H190V169H188V170H190L192 173H188L189 174V177H188V174H187V172H189L188 170H184L183 168H182V165H181V163H183L184 164V162H186V161H184V159L182 160V162H180V164L179 163H175L174 161V163H172V164H174V167L172 166V164H171V167H172V169L173 168H175V164L176 165H180L181 166V168L182 169H179V167L180 166H176L177 167V170H176V168L173 170V172L174 173H176V175H180V173H183V172H185V174H181V175H186L185 177H182V179H181V177H180V179L179 178H175L174 180H172V181H174V182H171V181H169L168 180V178L167 177H164V178H161L160 176V174H158V175H160V176H157L156 175V173H155V175H154V173L152 174V172H154V171H150L149 169L152 167L153 168V163H151L150 161H148L149 162V164H148V162L145 160V158H144V154H145V151H147L148 150V147L146 146L147 144L145 143L146 142V139L147 138H149V137H151L152 136V134L154 133V132ZM192 131V132H191ZM232 131H234V132H232ZM236 131V132H235ZM237 131H238V133H237ZM248 131V132H247ZM195 134H194V133ZM200 132V133H199ZM202 132H203V134H202ZM256 132V133H255ZM53 133H55L54 134V136L53 135H51V134H53ZM132 133V134H131ZM215 135H214V134ZM224 133H226V134H224ZM253 133H254V136H253ZM258 133V134H257ZM259 133H261L262 135H263V138H262V136L259 134ZM46 134H48V135H46L47 137L50 135L51 137H48V139L46 138V136L45 135ZM88 134V135H87ZM197 134V135H196ZM218 134V135H217ZM240 135V136H236V135ZM242 134V135H241ZM256 134V135H255ZM37 135H39V137H41V138H37ZM44 135V136H43ZM151 135V136H150ZM200 135H202V136H200ZM209 135V136H208ZM216 136L217 138H215L214 136ZM222 135V136H221ZM226 137H225V136ZM246 137H245V136ZM250 135H252V137L251 138H249V136ZM158 136V137H159ZM210 136H212V137H210ZM221 136V137H220ZM133 137V138H132ZM260 137H261V139H260ZM55 138H56V140H55ZM173 138V139H172ZM212 138H215L214 140H212L211 142H210V140L212 139ZM223 138V139H222ZM238 139L239 140V144H234V142L232 141V140H234V139ZM240 138V139H239ZM242 138V139H241ZM180 139H183V140H181L180 141ZM255 139V140H256ZM37 140V141H36ZM55 140V142H53ZM59 142H58V141ZM158 140V141H157ZM222 140V141H221ZM241 140V141H240ZM30 143H29V142ZM36 142L37 144L36 145H32V142ZM171 141V142H170ZM204 141V142H203ZM218 142V144H213L214 142ZM259 141V142H258ZM52 142V143H51ZM144 142V143H143ZM158 142V143H159ZM206 142H207V144H206ZM221 142H223V144L221 143ZM231 142V143H230ZM158 143H155V146H156V144H158ZM159 143V144H160ZM220 143V144H219ZM225 143V144H224ZM262 143V144H261ZM54 146H53V145ZM90 144V145H89ZM106 144H107V146H106ZM178 144V145H177ZM222 144V145H221ZM227 144V145H226ZM208 145V146H207ZM215 145V146H214ZM56 146V147H55ZM60 146V147H59ZM92 146V147H93ZM195 146V147H196ZM26 147V148H25ZM50 147H51V149H50ZM90 147V148H89ZM108 147V148H107ZM120 147V148H119ZM207 147V148H206ZM238 147V148H237ZM29 149L28 151L27 150H25V149ZM107 148V149H106ZM177 148V149H176ZM215 148V149H214ZM237 148V149H236ZM48 149H49V151H51V152H49L48 151ZM183 149V150H182ZM185 149V150H184ZM203 149V150H202ZM211 149V150H210ZM53 150V151H52ZM70 150V151H69ZM112 150V149H111ZM195 150H196V148H195ZM209 150V151H208ZM44 151V152H43ZM68 151V152H67ZM110 151V150H109ZM187 151V150H186ZM42 152V153H41ZM59 152V153H58ZM144 152V153H143ZM170 152V153H171ZM174 152H175V154H174ZM178 152H180V153H178ZM181 152H182V154H181ZM5 153H8L7 154V156L6 155H4ZM200 153V154H199ZM143 154V155H142ZM199 156H198V155ZM224 154V155H223ZM236 154V153H235ZM43 157H41V156ZM85 155V156H84ZM141 155V156H140ZM206 155V156H205ZM142 156H143V158H142ZM205 156V157H204ZM257 156V157H256ZM39 157H41V158H39ZM141 157V158H140ZM163 157V158H162ZM169 157V158H168ZM197 157V158H196ZM219 157H220V159H219ZM263 157H264V155H263ZM32 158V159H31ZM38 158V160H42L43 162H45V164L49 167H46V165H43L42 166V164H44V163H42V164H40L41 165V167H40V165H39V167L37 168V166H38V164L36 163L37 162V159ZM77 158V159H76ZM209 158V159H208ZM223 160H222V159ZM226 158V159H225ZM34 160V164H33V166H35L34 168L31 166V162L29 161V160ZM190 159V160H189ZM196 159V160H195ZM8 160H10V162L8 161ZM36 160V161H35ZM46 160V161H45ZM142 160H143V162H142ZM193 160V161H192ZM221 160V161H220ZM7 161V162H6ZM20 161V162H19ZM184 161V162H183ZM9 162V164H7ZM30 162V163H29ZM75 162V163H76ZM145 162V163H144ZM157 162V161H156ZM224 162V163H223ZM260 162H262V164L260 163ZM15 163H16V165H18V166H14V168L15 169H18V170H20L19 171V173H21V171H25V175L24 174H21V176H19V173L17 172V170L15 171L14 170V168H13V165H15ZM32 163H33V161H32ZM142 164L141 166H143V167H139V166H137L136 167V165H140V164ZM8 165V169L7 168H5L6 166ZM37 164V165H36ZM151 164V165H150ZM189 164V165H188ZM218 164V165H217ZM223 164V165H222ZM253 164V165H252ZM20 165V166H19ZM194 165H195V167H194ZM222 165V166H221ZM250 167H249V166ZM251 165L253 166V168H251ZM256 165V166H255ZM4 166V167H3ZM111 166V167H110ZM219 166V167H218ZM246 166V165H245ZM21 167V168H20ZM150 167V168H149ZM216 167H217V169L219 170V169H221V167L223 168V169H221L220 171H218L217 169H216ZM254 167H256V168H254ZM3 168H5V169H7V170H3ZM11 168H13V169H11ZM29 168H31V170L29 171L28 169ZM111 168V169H110ZM148 169L149 171L148 172H146L145 170L146 169ZM152 168H151V170H152ZM197 168V169H196ZM227 169V170H225V169ZM243 168V169H242ZM245 168H247V170L245 169ZM2 169V170H1ZM110 169V170H109ZM145 169V170H144ZM251 169V170H250ZM13 172H11V171ZM28 170V171H27ZM179 170H181V171H179ZM196 170V171H195ZM224 170V171H223ZM175 171H177V172H175ZM198 171V172H197ZM223 173H222V172ZM226 171L228 172V174L226 173ZM233 171V170H232ZM246 171V172H245ZM180 172V173H179ZM194 172H195V174H196V177H195V175H193V177H194V179H195V181L198 183V184H196V183H194V179H193V177H192V175H191V177H190V174H194ZM222 173V175L220 174V173ZM250 172H252V173H250ZM3 173V174H2ZM14 173H16V174H14ZM50 173H52V174H50ZM148 173V174H147ZM178 173V174H177ZM219 173V174H218ZM236 173V174H235ZM246 173V174H245ZM247 173H248V175H247ZM13 174V175H12ZM230 174H231V176H230ZM233 174V175H232ZM250 174H252V175H250ZM18 175V176H17ZM23 175L25 176V177H23ZM218 175H220L219 176V178L217 177L216 178V176H218ZM150 176V175H149ZM155 176V177H154ZM234 176H236L235 178H234ZM142 177H141V179H142ZM151 177H148V179H149V181H152L153 179L151 178ZM158 177H160L159 179H158ZM163 177V176H162ZM222 177V179H220ZM228 177V178H227ZM254 177V178H253ZM2 178H4V179H2ZM17 178V179H16ZM49 178H53V180H52V182L53 181H55L56 182V184L53 182V183H51L49 180H51V179H49ZM167 179V182H165V180ZM186 178H188V180L190 179V181L188 182V183H190V185L192 184V182L194 183V184H192L190 187H189V185H188V183H186V181H187V179ZM210 178V179H209ZM217 179V181H216V179ZM240 178V179H239ZM252 178V179H251ZM49 179V180H48ZM147 179V180H148ZM157 179H158V181H157ZM164 179V180H163ZM191 179L193 180V181H191ZM230 181L231 180V182H232V184H231V182H229L228 180ZM254 179H255V181H254ZM258 179V180H257ZM48 180V181H47ZM179 180H181V181H179ZM185 180V181H184ZM212 180V181H211ZM218 180H219V182L221 181V183H219L218 182ZM224 180H226V181H228V182H225ZM241 180V181H240ZM251 180V181H250ZM42 183H41V182ZM44 181H45V183H44ZM47 181V182H46ZM165 183H164V182ZM222 181H223V183H222ZM245 181V182H244ZM248 181V182H247ZM257 181V182H256ZM21 182V183H20ZM169 182V183H168ZM177 182V183H176ZM217 182H218V184H224L225 185V189H226V187L228 188L229 187V189H227V190H225V189H223L224 187V185L222 186L221 185V187H223L222 189H223V193H227V194H221V188H220V185H217V186H219V187H217V188H220V194L217 192V191H219V189L218 190H216V192H215V190L214 189H216L215 187V185L217 184ZM233 182H235V184L233 183ZM241 182V183H240ZM156 183V184H157ZM170 184V185H168V184ZM171 183H173L174 184V186H172V184ZM182 183V184H181ZM209 183V184H208ZM213 183V184H212ZM229 183V184H228ZM239 183H240V185H239ZM250 183V184H249ZM166 184V187H167V185L168 186H170V187H174V188H170V187H167V189H171V190H173V191H170V189L169 190H167L166 188H165V186L163 187V185H165ZM181 184V185H180ZM186 184V185H185ZM195 184H196V186H195ZM248 186H246V185ZM263 184V185H262ZM49 185H50V189L48 190L47 188L49 187ZM52 185V186H51ZM57 185V186H56ZM197 185H199V186H197ZM208 187H207V186ZM210 185V186H209ZM215 186L214 187V189H212L213 188V186ZM227 185V186H226ZM243 187H242V186ZM256 186V185H258V186H260V188H261V190H260V188L257 186V188L256 187H254V186ZM44 186H45V188H44ZM175 186H176V188H175ZM178 186H179V188L180 189H182L181 190V193L179 192V194H180V198H175V199H173L177 194H178V192L177 193H175V191H180L179 189H177L178 188ZM183 186V187H182ZM185 186V187H184ZM194 186H195V189L197 188V187H199V188H197L196 190L194 189ZM201 186V187H200ZM233 186V187H232ZM246 186V187H245ZM254 187L255 189H257V190H255L254 188H251V187ZM54 187V188H53ZM182 187V188H181ZM193 187V189H192V192H194V191H196V192H198V194L196 193V195H194V196H192V194H195V193H191V188ZM231 187V188H230ZM236 187V188H235ZM238 187V188H237ZM51 188H53L52 190H51ZM58 188V189H57ZM167 190H165V189ZM183 188H184V190L185 189H190V191H184L183 190ZM248 188H250V190L251 191H253V195L252 196H254V198L253 199H255V197L257 196V195H259L258 197H256L257 199H255L256 201H258V202H255V200H253V201H250L251 199V196H250V198L248 197L249 196V192H251V191H249V189ZM45 189H47V191H48V193H47V191L45 190ZM54 189H56V190H54ZM199 189V190H198ZM209 189V191L207 192V190ZM213 190V192L214 193H212V190ZM154 190H157V192L159 193V194H157L158 195V197L156 198L155 196H157L156 195V191H154ZM175 190V191H174ZM200 190H201V192H200ZM231 192H230V191ZM235 190V191H234ZM8 191V192H7ZM11 191V192H10ZM163 191H164V193H163ZM211 191V192H210ZM228 191V192H227ZM243 193H242V192ZM249 191V192H248ZM255 191L257 192V191H259V192H257V193H255ZM2 192V193H1ZM165 192L167 193V195H169V196H167L166 194H165ZM172 192V193H171ZM201 193V195H200V193ZM203 192V193H202ZM207 192V193H206ZM233 192V193H232ZM235 192V193H234ZM244 192H247V193H249V194H247V193H245L246 194V196H245V194H244ZM10 193V194H9ZM57 193V195H56V197H58V198H56L55 197V194ZM61 194V195H58V194ZM62 193H63V195H62ZM66 193V194H65ZM184 193V194H183ZM230 193V194H229ZM239 193H241V194H239ZM254 193H255V195H254ZM4 194H5V196H4ZM7 194H9V195H7ZM173 194V195H172ZM178 194V195H179ZM182 194V195H181ZM187 194H188V196H187ZM214 195L216 198H211L209 195ZM216 194H218V195H216ZM243 194H244V196H243ZM49 195H50V197H49ZM94 195V196H93ZM159 195H161V196H159ZM163 195H164V197H163ZM168 197L167 199H169L170 198V196L171 197H173L171 200H173V201H170V200H167L165 197L166 196ZM177 195V196H178ZM184 195H186V196H184ZM203 195V196H202ZM220 195V196H219ZM221 195H222V197H223V195H226V196H224V199H225V197L226 198H228V200L227 199H221L222 200V202H221V200H218V198L220 199L221 198ZM233 197H232V196ZM236 195V196H235ZM240 195V196H239ZM182 196L184 197V198H182ZM201 196V198L199 199V197ZM219 196V197H218ZM238 196L240 197V199H238ZM262 196V197H261ZM39 197H40V199H41V201H40V199H39ZM44 197V198H43ZM46 197V198H45ZM49 197V199H47ZM94 197V198H93ZM189 197V198H188ZM193 197H195V198H193ZM196 197H198V200L199 201H197L196 199ZM202 197H203V200H202V202H204V203H206V204H203L202 202H200V200L202 199ZM211 199H210V198ZM241 197H245V198H248V199H246L245 200V198L243 199V203L244 204H246V202H252L253 204H246V208L244 209V204H242L243 206H241V204H238V206L236 205L238 202L240 203H242V201H239V200H242V198ZM52 200H51V199ZM59 198H60V200L61 201H59ZM92 198H93V201L95 202V205H97V207H99L100 206V204H101V201H100V199H99V197H98V195H96V194H92ZM155 198V199H154ZM194 200H193V199ZM208 198L210 199V200H208ZM259 198V199H258ZM261 198H263V201H261ZM46 200V201H42V200ZM57 200V201H54V200ZM139 200L140 201V203H141V200H142V202L144 203V198H140V197H137V195H135V194H133L132 193V196H131V199L130 200H128V199H126V201H125V199H123L124 201L122 202V200H119L117 203H116V205H115V203H114V208L115 209H119V208H125V209H129V211H131V212H129L128 213V215H130L133 211H135V208H134V205L136 204V201L137 200ZM190 199V200H189ZM192 199V200H191ZM212 199H214V203L212 202ZM215 199H217L218 201H220V203L217 201V200H215ZM33 200H35V201H37V200H39L40 202L38 203V202H35V201H33ZM50 200H51V202H50ZM130 202H134L133 204L131 203H128V201ZM136 200V201H135ZM165 200H167V201H165ZM174 200H176V201H174ZM178 200V201H177ZM208 200V201H207ZM248 200V201H247ZM187 201H189V202H187ZM191 201H192V203H193V205L195 204V205H197V206H195V209H193V207H191V209L189 210V209H186V205L185 204H187V207H188V205H191L192 206V203H191ZM194 201V202H193ZM217 201V202H216ZM227 201V202H226ZM229 201V202H228ZM35 202V206L33 205V203ZM45 202V203H44ZM50 202V203H49ZM59 204H58V203ZM186 202V203H185ZM196 202V203H195ZM210 202V203H209ZM223 202H226V204L225 203H223ZM261 202V203H260ZM37 203V204H36ZM41 203H43V204H41ZM52 203V204H51ZM56 203L58 206H56L55 208L53 207V205ZM119 203H121V205L123 206V207H121V205H119ZM199 204V207H198V204ZM228 203V204H227ZM3 204V205H2ZM39 204V206H37ZM160 204V205H159ZM172 204V205H171ZM174 204V205H173ZM201 204V205H200ZM230 204H232L233 206L234 205H236V207H238L239 208V210H238V208H236L235 206H234V208L233 209H231V207H233L232 205H230ZM257 205L258 204V206H255V205ZM43 205V206H42ZM44 205L46 206L45 207V209H44ZM52 206V208H50V207H48V206ZM81 205V206H80ZM178 205V206H177ZM185 205V206H184ZM207 206V207H203V206ZM219 205H221V206H219ZM224 205V206H223ZM226 205H228V206H226ZM252 205V206H251ZM253 205H254V208L256 207V209L258 210V209H260V210H258V211H256L255 212V210L256 209H254L253 208ZM263 205V206H262ZM6 206V207H5ZM31 206V207H30ZM41 206V207H40ZM141 206L143 207L144 205L141 203ZM151 206L149 207V208H151ZM163 206V207H162ZM170 206V207H169ZM182 206L183 207H185V209H184V211L182 210V211H179L181 208H182ZM209 206V207H208ZM212 206V207H211ZM223 206V207H222ZM262 207V208H260V207ZM5 207V208H4ZM38 207H40L41 208V210H40V208H38ZM42 207H43V209H42ZM49 209H48V208ZM190 207V206H189ZM188 207V208H189ZM227 207H229L230 208V211H229V208L227 209ZM240 207H241V209H240ZM243 207V208H242ZM46 208H47V210H46ZM56 208H57V210H56ZM112 208H113V206H112ZM198 208H200V209H198ZM204 210H203V209ZM205 208H207V209H209L208 211H206L207 209H205ZM211 208V209H210ZM213 208V209H212ZM219 208H220V210H219ZM225 208V209H224ZM236 208V209H235ZM254 210H253V209ZM183 209V208H182ZM197 209H198V211H197ZM221 209L223 210V211H221ZM244 209V210H243ZM43 210V211H42ZM45 210H46V212H45ZM189 210V211H188ZM192 210V211H191ZM196 210V211H195ZM201 210V211H200ZM214 210V211H213ZM231 210L232 211H234V210H238V212H236V211H234V212H236V214L234 213V212H232V213H230V214H227V213H229V212H231ZM37 211H40V213L39 212H37ZM42 211V212H41ZM50 211V212H49ZM52 211V212H51ZM83 211V212H82ZM150 211H151V217H148V216H150ZM186 211V213L187 214H184L183 215V213ZM205 211L206 212V215H205V212L203 213V212ZM220 211V214H222V215H220L219 216V213L217 214V212H219ZM244 211V212H243ZM11 212V213H10ZM136 212H139V210H136ZM144 212H146V214L144 213ZM178 212V213H177ZM180 212V213H179ZM196 212V213H195ZM197 212H198V214H197ZM211 214H210V213ZM240 212V213H239ZM245 212H247V213H245ZM36 213H39L38 215L36 214ZM43 213H45V214H43ZM47 213V214H46ZM78 213V214H77ZM149 213V214H148ZM156 213V214H155ZM172 215H171V214ZM173 213H174V215H173ZM190 213V214H189ZM207 213H209V214H207ZM226 213V214H225ZM238 213V214H237ZM245 213V214H244ZM256 213V214H255ZM258 213V214H257ZM10 214V215H9ZM42 214V215H41ZM87 214V213H86ZM202 216H201V215ZM215 214V215H214ZM216 214H217V216H216ZM225 214V215H224ZM239 214H240V217H239ZM247 214V216H245ZM252 214V215H251ZM43 215H48L47 217H48V220L46 219V221H45V225L44 224H40V218L41 219H43L44 220V218H43ZM152 215H155L154 217H152ZM159 215V216H158ZM171 215V216H170ZM180 215V218L178 217V216ZM182 215V216H181ZM209 215V216H208ZM213 215V216H212ZM233 215H235V218H234V216ZM238 215V216H237ZM241 215H243L242 217H241ZM253 215H255V216H253ZM261 215V216H260ZM28 216V217H27ZM38 218V219H36V217ZM42 216V217H41ZM53 216V217H52ZM81 216H84V217H81ZM160 216H161V218H160ZM177 218H176V217ZM184 216V217H183ZM189 216V217H188ZM193 216V217H192ZM208 216V217H207ZM222 216H224V217H222ZM157 217V218H156ZM160 219H159V218ZM195 217V218H194ZM220 217L221 218H224V220L223 219H220ZM246 217V218H245ZM251 217V218H250ZM54 218H56V219H54ZM71 218V219H70ZM155 218V219H154ZM197 218V219H196ZM202 218V219H201ZM232 218V219H231ZM12 219V220H11ZM36 220V222H35V220ZM74 219V220H73ZM156 219H159V220H161V219H163L164 220V223H162V221L159 223V220H158V224H156L157 223V220ZM176 219V220H175ZM187 219V220H186ZM199 219V220H198ZM204 219H206V220H204ZM236 219V222L235 221H233V220H235ZM258 219V220H257ZM32 220H34V221H32ZM38 220V221H37ZM43 220H41V222H43ZM69 220V221H68ZM71 220V221H70ZM85 220V221H84ZM121 220V219H120ZM118 221V222H120V223H122V222H124V220L121 222V221ZM196 222H195V221ZM13 221V222H12ZM16 221V222H15ZM48 221V222H47ZM50 221V222H49ZM53 221V222H52ZM55 221V222H54ZM56 221H58L57 223H56ZM117 221V220H116ZM114 222V223H117V222ZM156 221V223H154ZM168 221V222H167ZM222 221V222H221ZM29 222V224H27ZM47 222V223H46ZM86 222H87V225H86ZM200 222V223H199ZM211 222V225L210 224H208L207 225V223H210ZM224 222V223H223ZM225 222H227V223H225ZM229 222V223H228ZM233 222L235 223V224H233ZM246 224V225H244V223ZM14 225H16L17 226V231H21L19 234L20 235H27L29 238H30V236H31V238H32V240H31V238L29 239L28 237V239L26 238L25 239V243H26V246L24 245L23 247H25V248H22V246H20L21 244H20V241H19V239L21 240V237L20 238H18L19 237V235L17 234V232H16V230H14L15 228L14 227H16V226H14ZM38 225H37V224ZM44 223V222H43ZM54 223H56V224H54ZM108 223V222H107ZM14 226V227H12V225ZM46 224H48V225H46ZM54 226V229H52L51 228V226L52 225ZM105 224V223H104ZM111 225H112V222L110 223ZM123 224V223H122ZM150 224V225H149ZM158 225V226H156V225ZM161 224V225H160ZM164 224V225H163ZM167 224H169L168 226H167ZM171 224H173V226H171ZM197 224V225H196ZM212 224H213V226L215 225V227L213 228L212 227ZM225 224H227V227H226V225ZM230 224V225H229ZM232 224V225H231ZM239 224V225H238ZM42 225H44L43 227H42ZM109 226V223L108 224H106V227L108 228V226ZM110 225V226H111ZM140 225V226H139ZM142 225V226H141ZM145 225H148L147 227H145ZM153 225H154V227L156 226V228H155V230L156 231H154L153 229H154V227H153ZM166 225V226H165ZM191 225H193V227L191 226ZM194 225H196V226H194ZM241 225H243L242 227H241V230H242V228H243V230L241 231V230H238V228L241 226ZM19 226V227H18ZM28 226V227H27ZM30 226H32L31 227V230L29 229L30 228ZM35 226V227H34ZM40 226V227H39ZM52 226V227H53ZM87 226H88V228H87ZM144 226V227H143ZM152 226V227H151ZM171 226V227H170ZM176 226V227H175ZM180 226V227H179ZM190 226H191V228H193L191 231L188 229V228H190ZM212 227V228H210V227ZM221 226H224L225 227V229H224V227H223V229H221L222 227ZM239 226V227H238ZM245 226V227H244ZM248 226V227H247ZM25 227V228H24ZM27 227V228H26ZM48 227V228H47ZM105 227V228H106ZM140 227V228H139ZM168 228L167 230L165 229V228ZM218 227V228H217ZM234 227V228H233ZM238 227V228H237ZM261 227H263V228H261ZM49 228H51V229H49ZM56 228V229H55ZM139 228V229H138ZM151 231V230H153L154 231V233H156V237H157V235H158V239L156 238V240H157V242L155 241V244L156 243H158V244H154L155 245V247L153 246V244H152V242L150 241V240H148L146 237H148V233L150 232L148 229ZM153 228V229H152ZM161 228V229H160ZM175 228H177V229H175ZM190 228V229H191ZM202 228V229H201ZM221 230H220V229ZM232 229V233H231V229ZM245 228V229H244ZM26 229H28V230H30V231H25ZM39 229V230H38ZM49 229V230H48ZM142 229H143V233H145L144 235H143V233L141 234V232H142ZM173 231H172V230ZM235 229V230H234ZM237 229V230H236ZM240 229V228H239ZM36 230V232L35 233H33L34 231ZM38 230V231H37ZM49 231V233H48V231ZM53 230V231H52ZM88 230V231H87ZM141 230V231H140ZM147 230V231H146ZM158 230L160 231L159 232V234H157L158 233ZM165 230V231H164ZM169 230H170V232H172V233H170L169 232ZM189 232H188V231ZM202 230V231H201ZM226 230V231H225ZM229 230H230V234H229ZM52 231V232H51ZM136 231H138V232H136ZM146 231V232H145ZM149 231V232H148ZM164 231V232H163ZM168 231V232H167ZM221 231H222V233H221ZM235 231V232H234ZM253 231V232H252ZM262 231V232H261ZM30 232H32V233H30ZM87 232H90L91 234H93L94 235V237L95 238H92L93 237V235H91L90 233L88 234ZM140 232V233H139ZM163 232V233H162ZM176 232V233H175ZM183 232H185L184 234H187V235H185L184 236V234H183ZM193 232V233H192ZM201 232H203V233H201ZM237 232V233H236ZM255 232V233H254ZM47 233V234H46ZM51 233V234H50ZM53 233V234H52ZM87 233V234H86ZM97 233V234H96ZM118 233V234H117ZM137 233L138 234H141V236L140 235H137ZM172 235V234H174V235H177V236H175V237H172V236H170V234ZM188 233H191L190 235L188 234ZM199 233H201V234H199ZM226 233V234H225ZM235 233V234H234ZM240 233V235H238ZM242 233H244L243 234V237H242ZM253 235H252V234ZM259 233V234H258ZM260 233L262 234V241H260L259 239H260V237H261V235H260ZM4 234V235H3ZM18 236H17V235ZM33 234V235H32ZM34 234H35V236H34ZM122 235V236H120V235ZM213 234H211V235H213ZM220 234V235H219ZM229 234V236H225V235H228ZM235 235V240L233 239V237H234V235ZM249 234H251L250 236H249ZM255 234H258V235H255ZM3 235V236H2ZM14 235H16V236H14ZM47 235V236H46ZM48 235H49V238H48ZM118 235V236H117ZM137 237H136V236ZM147 235V236H146ZM219 235V236H218ZM247 235L249 236V237H251V238H248L247 237ZM260 235V236H259ZM44 236V237H43ZM92 236V237H91ZM143 236V237H142ZM145 236V237H144ZM170 236V237H169ZM181 236L183 237V238H181ZM195 236V237H194ZM219 238H218V237ZM220 236H222V239L220 240ZM238 236V237H237ZM1 237H3L2 238V240H4V237H5V242L4 243H8V241H10V239L12 238V237H14V238H12L11 239V243H8V244H11L12 246H14L13 247V249H12V247H11V245H10V248L11 249H9V251L11 252L10 254H8V255H10L9 257H7L8 255L5 253L6 251L5 250H7V248H5V245L7 246L8 244H4L3 243V241L1 240ZM35 237V240L33 239ZM46 237H47V239H46ZM51 237V238H50ZM118 237V238H117ZM196 237H198V238H201V239H199L200 240V242H198V240H196ZM232 237V238H231ZM259 237V238H258ZM37 238V239H36ZM120 238V239H119ZM128 238V237H127ZM136 238H137V241H138V243H137V241H136ZM140 238H143V239H147L146 240V242H147V244H145V245H147V246H145V245H142V244H144L143 243V240H141ZM149 238V237H148ZM167 238H171V240H167ZM173 238V239H172ZM175 238V239H174ZM194 238V239H193ZM226 239V241H225V239ZM240 238V239H239ZM247 238H248V240H247ZM253 238V239H252ZM17 239V241H19L18 243H16V242H14L15 240ZM99 239L101 240V241H99ZM103 239H107V237L106 238H103ZM109 239V238H108ZM117 239V240H116ZM139 239V240H138ZM190 239V240H189ZM219 239V240H218ZM233 239V240H232ZM243 239V240H242ZM246 239V240H245ZM249 239H251V240H249ZM37 240V241H36ZM46 240V241H45ZM90 240V241H89ZM140 240L142 241V242H140ZM145 240H144V242H145ZM179 240V243L177 244V241ZM205 240V241H204ZM241 241V243L240 242H237V241ZM254 240H256V244H257V242H258V240L260 241V242H262V244H263V247L261 246V245H259V244H257V245H255V241ZM2 241V242H1ZM13 241V242H12ZM35 241V242H34ZM92 241V242H91ZM117 241V242H116ZM168 241V242H167ZM196 241V242H195ZM201 241H204V242H206V243H203V245H202V243H201ZM225 241V242H224ZM247 241H250L249 243H251V242H253L254 241V243L252 244V246L253 245H255V246H251V244H250V246H249V243H247ZM36 242H38V243H36ZM43 242V243H42ZM50 244L51 245V247H49V245L47 244ZM89 242V243H88ZM103 242V241H102ZM145 242V243H146ZM149 242H151V245H150V243ZM162 242V243H161ZM173 242H175L176 243V245L177 246H174L173 245ZM243 242V243H242ZM246 242V243H245ZM260 242H258V243H260ZM13 243H16V244H13ZM35 243V244H34ZM47 245H45V244ZM140 243H141V247H140ZM160 243V244H159ZM170 243H171V245H170ZM196 243V245L198 246L199 244V246H200V248H203L204 249V244H207V245H205V249L203 250V249H200L199 247H196V245H195V247H194V245H192V244H195ZM228 243H229V241H228ZM19 244V245H18ZM35 246H33V245ZM43 244V247L44 248H46L47 247V254L45 253L44 254V252H45V250L43 251V250H41V249H44L43 247L41 248V245ZM89 244H91V245H89ZM246 244V245H245ZM20 246L21 248H19V247H16V246ZM45 245V246H44ZM72 245H74V246H72ZM87 245V246H86ZM89 245V246H88ZM139 245V246H138ZM179 245V246H178ZM193 246V248H191L192 246ZM259 245V246H258ZM33 246V247H32ZM96 246H98V245H96ZM144 246V247H143ZM148 246H151V247H149L148 248ZM202 246V247H201ZM246 246V247H245ZM248 246V247H247ZM39 247V248H38ZM129 247H131V248H129ZM138 247H140V248H138ZM154 247V248H153ZM171 247V248H170ZM174 247V248H173ZM178 247V249L176 250V248ZM208 247V248H207ZM19 251L20 250V252H18L16 249ZM19 248V249H18ZM26 248H27V250H26ZM35 248V249H34ZM97 248H99V247H97ZM151 248V249H150ZM196 250H195V249ZM197 248H199L198 250H197ZM211 248V249H210ZM5 249V250H4ZM16 250V251H13V250ZM32 249H34V252H33V250ZM124 251H123V250ZM132 249V250H131ZM139 249H142V250H139ZM188 249H194L195 251H198L199 253H202V255H200L199 253V256H200V258L199 257H196L197 259L195 260L194 258L195 257H193L194 256V252L193 251H191V253H192V255H191V253H190V250H189V252H188V254H190V256L191 257H189V256H187L188 254L185 252V251H188ZM208 251H207V250ZM213 249V250H212ZM12 250V251H11ZM22 250V251H21ZM25 252H24V251ZM29 250V251H28ZM35 250H37V251H39V252H36ZM66 250H67V252H66ZM122 250V252L124 253V252H126L125 254H126V256L128 257V258H126V256H124L123 255V253H121L120 251ZM176 250V251H175ZM212 250V251H211ZM5 251V252H4ZM42 252V254H44L45 255V257H47V258H45L43 255H39V253H41ZM132 254V253H134V255L132 254H130L129 252ZM141 251V252H140ZM151 253H150V252ZM175 251V252H174ZM211 251V252H210ZM8 252V251H7ZM16 252H18V253H16ZM24 252V253H23ZM26 252H28V253H26ZM31 252V253H30ZM57 252H59V254L57 253ZM140 252V253H139ZM185 252V253H184ZM9 253V252H8ZM13 253H14V255H13ZM25 254V255H23L24 257L26 256H31L30 258H32L33 259V261H32V259L30 260V261H28V258L25 260L24 259V261H23V259H21L22 258V254ZM35 253V255H33V254ZM37 253V254H36ZM80 253V254H79ZM117 253V254H118ZM120 253H121V255H120ZM142 253V254H141ZM147 253V254H146ZM149 253V254H148ZM177 253V252H176ZM206 253H207V255H206ZM256 253H258L259 255H260V258H261V260L260 259H257V257H256ZM27 254V255H26ZM48 254H50V255H48ZM58 254V258H57V256H55V255H57ZM112 255V257H111V255ZM136 254H137V258H136ZM140 255V257H139V255ZM209 254V255H208ZM17 256V258L18 259H14V258H16V256ZM19 255V256H18ZM47 255V256H46ZM59 255H60V257H59ZM131 255V256H130ZM145 255V256H144ZM156 255V256H155ZM181 255V254H180ZM184 255H185V257H186V261L184 262V260H185V258H183L184 257ZM197 255V254H196ZM195 255V256H196ZM12 256L14 257L13 259L14 260H12ZM39 256V257H38ZM43 256V257H42ZM64 257V258H62L61 259V257ZM117 256H119V258L117 257ZM135 258H134V257ZM147 256V257H146ZM151 256L152 257H154V258H151ZM202 256V257H201ZM209 256V257H208ZM211 256V257H210ZM251 256V258H253ZM5 257H7V259L5 258ZM20 257V258H19ZM23 257V258H24ZM128 259L129 261H126V259ZM132 257V258H131ZM146 257V258H145ZM193 257V258H192ZM4 258V259H3ZM40 258H42V260H43V258H44V260L42 261ZM130 258V259H129ZM190 258L191 259H194L193 261L195 262V263H193V261L191 260L190 261ZM209 258V259H208ZM263 258V259H262ZM6 259V260H5ZM19 259H21V260H19ZM35 259V260H34ZM108 259H110L109 261H108ZM132 259L133 260H135V261H132ZM142 259V260H141ZM146 259H148L146 262H145V260ZM151 259V260H150ZM204 261H203V260ZM241 259V261L240 260H238L237 262L239 263V264H247L246 262H247V260L245 261L244 259L245 258H240ZM5 260V261H4ZM7 260H8V262H7ZM17 260V261H16ZM19 260V261H18ZM123 260V261H122ZM150 260V262H148ZM156 260H158V262L157 263H155V261ZM242 260H244L245 262H242ZM253 260V259H252ZM259 260V261H258ZM41 261V262H40ZM124 261H126V262H124ZM138 261V262H137ZM261 261V262H260ZM14 262V263H13ZM34 262V263H33ZM37 262V263H36ZM44 262V263H43ZM116 262V263H115ZM133 262V263H132ZM148 262V263H147ZM201 262V263H200ZM211 262V263H210ZM260 262V263H259ZM175 264H176V261L174 262ZM237 263V264H238ZM252 264H255V263H253V261H252ZM262 264H264V263H262Z\"/></svg>","mask_w":264,"mask_h":264}]
</instances>
